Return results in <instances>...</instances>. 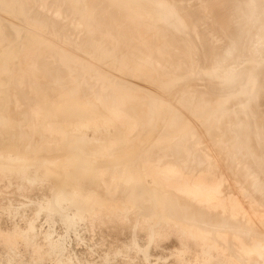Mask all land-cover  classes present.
<instances>
[{"label":"bare ground","instance_id":"bare-ground-1","mask_svg":"<svg viewBox=\"0 0 264 264\" xmlns=\"http://www.w3.org/2000/svg\"><path fill=\"white\" fill-rule=\"evenodd\" d=\"M1 1V0H0ZM3 1V0H2ZM10 1V0H9ZM20 1V0H19ZM23 0H21L20 2H18V3H21ZM25 1V0H24ZM33 1V0H32ZM32 1H30V2H32ZM51 1V0H50ZM53 1H56V0H53ZM66 1V0H65ZM69 2H66L67 4L69 3L70 5H72L73 3V5H76L75 3H80V1L81 0H78L77 2L75 1V0H68ZM72 1H74V2H72ZM88 1V2H87ZM86 2L87 3H89V6H88V10H89V8H90V11L91 12H93V14L92 15H94V18H93V20H90L89 22H88V18H84V17H87V16H89L87 13H89L88 12V10H87V12H85L86 11V9H87V6L85 5V0H84V2L83 1H81L82 3H84V5L86 6V9H83V10H85V11H83V10H81V8H80V11H83L82 12V14H84L83 15V17H82V15H81V13H80V11H79V13H80V15L81 16H79V13H78V10H76V9H79L78 7L76 8V9H74L76 6H74L73 7V5H72V9H73V11H72V9H71V12L73 13H75L76 11V14L78 13V15H77V17L79 16V17H82L83 19H87V21L85 22V21H83V19H82V21L85 23V25H88L87 24V22L89 23V25H88V27L89 26H91V27H89V28H91L90 29V32L86 29V27L87 26H85L84 24H83V26H84V28H83V30L84 29H86V33L88 34L87 36H85V38L89 41V43L91 42V43H93L94 44V46L93 47H95V44H101V45H105V46H103V49H106L105 47H106V45H108L109 47L108 48H110L109 50L113 53L112 54V56H111V52L109 53L110 55L109 56H111V57H116L117 59H118V61L121 59L120 58V55H121V57H122V55H124L123 57H122V61L120 60L119 62L120 63H123V66L125 67V64H126V67H127V65H129L130 63H131V57L130 56H132V55H128L127 56V54H129V53H127V52H132V53H134L135 51H137V52H142V53H144V55H145V57L144 58H147V59H150V60H152V58H154L153 60L154 61H156V59L157 60H162V59H165L166 60V63L165 62H163V60H162V62L161 61H159L160 63V65H161V63H163L164 65H163V67H165V64H166V66L168 67V66H170L171 67V63H172V61H173V63L175 64V65H177V69L176 70H178V68L180 69V67H185V69H187V67L189 66H191L190 65V63L192 62V60H195L196 61V59H197V57L196 56H198V58H201V61L204 59V64H205V66L207 67V66H209L207 69L209 70V68H211L212 66H216V67H219V65H223V64H225V62L227 61H225L224 62V60H225V58H226V54H229V55H232V56H234L235 58H241V60H242V57H244V58H246V57H249L250 58V56L254 53V51L256 50V49H263V48H260L259 47V45H257L256 47H255V45H253L254 43H252V41L253 40H255V41H257L258 40V42H262V40H260L261 39V37L263 38V36H264V0H223V2L225 1V3H226V6H227V4H228V7H226V8H228V9H226L227 10V12L231 15V18H229L228 17V14H227V12H226V14H227V17L229 18V19H231V20H228L229 21V24H228V26L227 27H225V25L224 26H221V27H224L223 29H221V30H219V31H222V32H224V34L223 33H221V32H218V33H220V34H223V35H221V36H223L222 37V40H224L223 42H224V44L222 45L221 43V48H220V46L218 47L219 48V51H218V53H216L215 54V51L216 50H218V49H215V46H213L214 45V43H213V50H215V51H213L214 53L212 54L211 52L209 53V52H207L208 54H205V52H202L203 50L204 51H207V50H212V49H207L206 50V48H207V46L209 45V42H208V40L206 39V37L207 36H209V35H207L208 34V30H206L205 28L203 29V25H205L206 26V24H208V22H210V21H205L204 19L205 18H207V20H209V17L210 18H212V16L214 15V12H215V9H217L218 8V6H220V3L219 4H217L218 6L217 7H215V9L213 10L214 12L213 13H211L212 11H211V9L212 8H208V7H211V6H213V5H216V4H213V2L214 1H216V0H155V2H153L154 0H152V3L149 5L147 2H134V1H132V0H87ZM138 1H140V0H138ZM141 1H144V0H141ZM217 1H219V0H217ZM227 1V2H226ZM7 2L8 1H4L3 3H4V6H6V4H7ZM11 3H12V1H10ZM14 2V1H13ZM26 2V1H25ZM30 2L28 3V4H30ZM34 2H35V0H34ZM57 2V1H56ZM55 2V3H56ZM58 2H59V0H58ZM61 2L63 3L64 2V0L62 1L61 0ZM71 2H72V4H71ZM149 2V1H148ZM220 2V1H219ZM10 3V4H11ZM18 3H16L17 5H18ZM24 3V2H23ZM23 3H21V4H23ZM38 3V2H37ZM49 3V2H48ZM47 3V4H48ZM52 3V2H51ZM62 3H60V4H62ZM65 3V4H66ZM146 3V4H145ZM221 3H222V1H221ZM225 3H224V5H222V6H225ZM9 4V3H8ZM7 4V5H8ZM10 4H9V6H10ZM14 6H13V8L14 7H16L17 5H15L14 3H12ZM12 4H11V6H12ZM41 4V3H40ZM58 4V3H57ZM64 4V3H63ZM81 4V3H80ZM77 5V6H81V5ZM139 4V5H138ZM141 4V5H140ZM213 4V5H212ZM26 5H27V2H26ZM35 5V4H34ZM39 5V4H38ZM51 4H49V6H50ZM56 5V4H55ZM70 5H68V6H70ZM83 5V6H84ZM3 6V4L1 5V2H0V9H1V7ZM2 7V8H5V7ZM10 6V7H11ZM24 6V5H23ZM42 6H45V4L44 5H42ZM63 6V5H62ZM62 6L60 7V9L62 8ZM7 7V6H6ZM19 7V6H18ZM25 7V6H24ZM28 9H27V8ZM25 8L27 9H25L24 8V10L23 11H28V10H30L29 9V6L27 5ZM30 7H32V9L34 8L32 5H30ZM39 7H41V6H39ZM64 7H66V6H64ZM62 8L63 10H68L67 9V7H66V9L65 8ZM22 7H20V9H21ZM45 8V7H44ZM46 8H48V7H46ZM50 8V7H49ZM207 8H208V10L210 11H208L207 10ZM221 8V7H220ZM6 9V8H5ZM19 9V11H21ZM32 9L29 11V12H27L26 13V11H25V13L27 14V16H26V14L25 13H19V12H17V11H15L16 10V8H14L12 11L11 10H9L8 8H7V10H9V12L10 13H12V15L14 16V14H13V11L14 12H16L17 13V15H18V13H19V15H23L24 16V14H25V16H26V18H24L23 16V18H24V22H25V20L27 19V18H29V20H31L30 18H32V17H34V19H39L38 21H42L41 23H44L45 24V27H46V29L45 30H47V27L49 28L50 27V23H51V21H52V19L54 18H52L51 20H49V18L48 17H46V18H48V20L47 21H50V22H48V24H47V21H43V19H44V14L43 13H41L39 10V12L41 13V15H43V19H42V16H40V18H41V20H40V18H37V17H39V15L37 14V13H39L38 11H36V13H34V11H33V13H32ZM42 9V8H41ZM53 9V8H52ZM206 9V10H205ZM17 10H18V8H17ZM44 10V9H43ZM57 10V9H56ZM62 10V11H63ZM70 10V9H69ZM74 10H76V11H74ZM205 10V12H207V14L205 13H203V11ZM219 10V9H218ZM218 10H216V12H217V14L219 13V11ZM222 10V9H221ZM223 10H225V9H223ZM225 10V11H226ZM1 11H6V10H1ZM42 11V10H41ZM45 11V10H44ZM48 11V10H47ZM51 11V10H50ZM49 11V12H50ZM66 11H64V12H66ZM6 12H8V11H6ZM8 12V13H9ZM46 12V11H45ZM202 12V13H201ZM209 12V13H208ZM216 12H215V16H214V19H217V17H216ZM221 12H223V11H221ZM15 13V14H16ZM28 13H32L33 15H38V16H33L32 15V17H31V14L30 15H28ZM39 13V14H40ZM60 13V12H59ZM69 13V12H68ZM87 14V16H86V14ZM210 13H211V15L212 16H209V17H205V16H207V15H210ZM51 14V13H50ZM63 14V13H62ZM70 14V13H69ZM68 14V15H69ZM219 14H221V13H219ZM224 14V13H223ZM225 14V15H226ZM7 15V14H6ZM11 15V14H10ZM17 15H15V17L17 16ZM56 15V14H55ZM63 15H67V14H63ZM72 15V14H71ZM92 15L89 17V19L92 17ZM204 15V17H202ZM222 15V14H221ZM2 16V15H1ZM8 16V15H7ZM20 16V17H21ZM28 16H30V17H28ZM48 16H49V14H48ZM165 16H167V17H165ZM218 16V15H217ZM220 16V15H219ZM12 17V16H11ZM14 17V18H15ZM18 18H19V16H17ZM21 17V18H22ZM60 17H61V15H60ZM69 17V16H68ZM74 17V16H73ZM164 17L166 18L165 20H164ZM216 17V18H215ZM222 17H224V16H222ZM3 18H4V16H3ZM18 18H17V20H18ZM46 18H45V20H46ZM70 18V17H69ZM75 18V17H74ZM203 18V20L202 21H204V22H206V24H201V19ZM11 19H13V18H11ZM34 19L32 18V22L34 21ZM56 19V18H55ZM54 19V20H55ZM57 19H58V17H57ZM56 19V20H57ZM62 19V18H61ZM64 19V18H63ZM72 19V18H71ZM79 19V18H78ZM213 19V18H212ZM213 19V21H215ZM221 19V20H220ZM20 20V19H19ZM28 20V19H27ZM26 20V21H27ZM52 21V24H54L53 22H55L56 23V21ZM67 20V19H66ZM70 20V19H69ZM218 20V19H217ZM219 20H220V22L222 21V20H224V18H221V16H220V18H219ZM226 20V18H225V22H228ZM2 21V19H0V24L1 23H3V21ZM8 21V20H7ZM13 21H15V20H13ZM74 21H75V19H74ZM213 21L211 22V24L213 23ZM23 22V21H22ZM29 22H31V21H29ZM31 22V23H32ZM46 22V23H45ZM217 22V21H216ZM216 22H215V25H216ZM220 22H219V24H220ZM4 23H8V22H4ZM12 23V22H11ZM11 23H9L6 27H4L5 29H2L3 27V25L1 26L2 28V30H5L6 31V29H7V33L5 32V34H7L8 35V37H7V39L10 37V38H16V39H19L21 36H22V34L24 33L23 32V29H21L20 30V28H19V26L18 27H16V26H13V23L11 24ZM28 23V22H27ZM35 23H36V20H35ZM35 23L33 24V25H35ZM39 23V22H38ZM38 23H36V24H38ZM61 22H59V24H58V22H57V25L60 27V28H62L60 25ZM65 23V22H64ZM24 24V23H23ZM43 24V25H44ZM51 24V25H52ZM78 24V23H77ZM80 24H82V23H80ZM210 24V23H209ZM208 24V26H210ZM214 24V23H213ZM222 24H224V22L222 23ZM15 25V24H14ZM68 25V24H67ZM70 25V24H69ZM76 25V24H75ZM79 25V24H78ZM27 26H29V24L27 25ZM31 26V25H30ZM53 27L55 26V28H56V31L55 32H57V30L59 31L60 29H58V27L56 26V24L55 25H52ZM51 26V27H52ZM73 26V25H72ZM71 26V27H72ZM80 26V25H79ZM185 26H188V28L190 27V30L188 29V30H185ZM212 26V25H211ZM217 26H218V24H217ZM22 27V26H21ZM26 27V26H25ZM38 27H44V26H40V23H39V26ZM80 27H82V26H80ZM216 27V26H215ZM214 26L212 27L213 28V30H214V28H215ZM219 27H220V25L218 26V29H219ZM252 27V29H253V31H254V35L256 36H254L253 38H252V36L249 38L248 37V39H247V32L250 30V28ZM32 28H34L33 26H32ZM37 28V27H36ZM64 28V27H63ZM67 28V27H66ZM77 29H78V27H76ZM210 28V27H209ZM208 28V29H209ZM217 28V27H216ZM35 29V28H34ZM39 29V28H38ZM218 29L216 30V31H218ZM30 30V29H29ZM28 30V31H29ZM48 30H50V29H48ZM47 30V31H48ZM52 30V29H51ZM83 30H81V32L83 31ZM210 30H211V28H210ZM212 30V31H213ZM25 31H27V30H25ZM38 31V30H37ZM40 31V30H39ZM38 31V32H39ZM44 31V30H43ZM74 31V30H73ZM85 31V30H84ZM204 31H208V32H204ZM1 32V31H0ZM45 32V31H44ZM43 32V33H44ZM50 32V31H49ZM52 32V31H51ZM67 32H68V30H67ZM66 32V33H67ZM69 32H71L70 30H69ZM78 32V31H77ZM89 32V33H88ZM211 32V31H210ZM213 32H215V31H213ZM27 33V32H26ZM31 32H29V35H31L30 34ZM41 33V32H40ZM48 33V32H47ZM74 33H76V32H74ZM85 33V32H84ZM206 33V34H205ZM217 33V32H216ZM53 34V33H52ZM57 34V33H56ZM63 34V33H62ZM70 34V33H69ZM73 34V33H72ZM71 34V35H72ZM83 34V33H82ZM81 34V35H82ZM209 34H211V33H209ZM252 34V33H251ZM260 34H263V35H260ZM0 35H1V33H0ZM4 35V34H3ZM7 35H5V36H7ZM54 35V34H53ZM64 36H66L65 34H63ZM73 35H75V34H73ZM79 35V34H78ZM205 35H207L206 37H205ZM212 35V34H211ZM213 35H214V33H213ZM216 35V34H215ZM24 37H27V36H25V35H23ZM22 36V38L24 39V37ZM32 36H34V35H32ZM37 36H39V35H37ZM50 36V35H49ZM48 36V37H49ZM217 36H219L220 37V35L219 34H217ZM248 36H250V34L248 35ZM260 36V37H259ZM1 37H3V36H1ZM71 37H73V36H71ZM211 37V36H210ZM214 37V36H213ZM22 38L20 39V40H22ZM28 38H30L29 36L25 39V40H23V41H21V43L22 42H24V41H26L27 42V39ZM32 38H35V37H32ZM39 38V37H38ZM55 38V37H54ZM68 38V37H67ZM67 38H66V41H67ZM207 38H209V37H207ZM212 38V37H211ZM218 38V37H217ZM216 37H215V39H217ZM224 38V39H223ZM37 39V38H36ZM56 39V38H55ZM55 39H53V40H55ZM57 39H59V37L57 38ZM56 39V40H57ZM79 39V38H78ZM82 39V38H81ZM84 39V38H83ZM86 39H85V41H86ZM215 39H213L212 40V42H214V40ZM219 39V38H218ZM264 39V38H263ZM28 40H30V39H28ZM42 40V39H41ZM40 40V41H41ZM44 40V39H43ZM42 40V41H43ZM69 40H71V39H69ZM15 41H17V40H15ZM15 41H13V42H15ZM32 41H33V39L32 40H30L29 42H31L32 43ZM46 41V40H45ZM45 41H44V43H45ZM61 41V40H60ZM65 40H63V42H64ZM74 41H75V39H74ZM84 41V40H83ZM84 41V42H85ZM209 41L211 42V40L209 39ZM11 42V41H10ZM9 42V43H10ZM36 42V41H35ZM52 42V41H51ZM57 42V41H56ZM59 42V41H58ZM62 42V41H61ZM63 42H62V44H63ZM69 42H71V41H69ZM72 42H73V40H72ZM87 42V41H86ZM211 42V43H212ZM19 43V42H18ZM17 43V44H18ZM21 43H19V44H21ZM25 43V42H24ZM24 43H22V44H24ZM43 43V45H45L46 46V44H44ZM49 43V42H48ZM47 43V44H48ZM65 43V42H64ZM78 43V42H77ZM90 43V44H91ZM3 44V43H2ZM5 44V43H4ZM16 44V43H15ZM17 44L15 45V47L17 48L18 46H17ZM29 44V43H28ZM39 44V43H38ZM55 44H57V43H55ZM54 44V45H55ZM68 44V43H67ZM67 44H66V46H67ZM88 44V43H87ZM86 44V45H87ZM217 45L216 46H218L219 45V42L218 43H216ZM256 44H257V42H256ZM261 44V43H260ZM31 45V44H30ZM35 45V44H34ZM49 45H51V44H49ZM61 45V44H60ZM72 45V44H71ZM85 45V46H86ZM101 45H100V48H102L101 47ZM202 46V47H199V46ZM2 46V45H1ZM0 46V47H1ZM9 46H10V44H9ZM11 46H12V44H11ZM33 46V45H32ZM36 46V45H35ZM44 46V47H45ZM48 46V45H47ZM65 46V47H66ZM69 46V45H68ZM78 46V45H77ZM83 46H84V44H83ZM197 47L198 49V51H200L202 48H204L202 51H200L201 53H204V54H202V55H198V53L200 54V52H197V55H195V59L193 58V54H191L192 52H193V50L195 49V48H193V47ZM211 46V47H212ZM261 46V45H260ZM21 47V46H20ZM51 47H53V45L51 46ZM55 47V46H54ZM53 47V48H54ZM57 47V46H56ZM60 47V46H59ZM63 47V46H62ZM70 47V46H69ZM72 47V46H71ZM70 47V48H71ZM79 47V46H78ZM89 47V46H88ZM91 47V46H90ZM93 47L91 48V49H93ZM96 47H97V45H96ZM193 48V50H192V52L188 55V53L189 52H187L186 53V51H189V48ZM208 47H210V45L208 46ZM7 48H9V47H7ZM16 48H14L13 47V50H12V52L13 51H15L16 50ZM48 48V47H47ZM73 48H75V47H73ZM72 48V49H73ZM86 48V47H85ZM99 48V49H100ZM108 48H107V50H108ZM6 49V48H5ZM11 49H12V47H11ZM44 49V48H43ZM55 49V48H54ZM53 49V50H54ZM56 49H58V48H56ZM79 50V52H80V49L81 48H78ZM91 49H89V50H91ZM127 49H129L128 51H126V53L127 54H125V52H124V50H127ZM9 50V49H8ZM49 50V49H48ZM61 50V49H60ZM59 50V51H60ZM63 50H65L64 48H63ZM75 50H76V48H75ZM85 50H87L88 51V49L86 48ZM97 50H98V47H97ZM97 50H95V48H94V50H93V55L97 52ZM106 50V52H108ZM191 50V49H190ZM3 51V50H2ZM50 51V50H49ZM58 51V50H57ZM72 51V50H71ZM77 51V50H76ZM83 51V50H82ZM99 51V50H98ZM8 52H10V51H8ZM28 52V51H27ZM34 52V51H33ZM32 52V53H33ZM36 52V51H35ZM41 51H39V53H40ZM45 52V51H44ZM48 52V51H47ZM105 52V50H104V52L103 53H106ZM194 52L196 53V51L194 50ZM18 53V52H17ZM20 53V52H19ZM19 53H18V55H19ZM56 53V52H55ZM54 53V54H55ZM63 53H64V51H63ZM63 53H59L60 54V58H61V56H62V54ZM66 53H68V57L70 58V53H69V51H67ZM77 53V52H76ZM81 53V52H80ZM91 53V52H90ZM99 53H101L100 54V56L102 55V51H100ZM257 53V52H256ZM259 54H260V52H258ZM0 54H1V52H0ZM37 54H38V51H37ZM49 54V53H48ZM47 54V55H48ZM51 54V53H50ZM57 55H58V52L56 53ZM65 54V53H64ZM64 54H63V56H64ZM85 54V53H84ZM86 54H87V52H86ZM135 54H137V53H134L133 55L135 56ZM9 55V54H8ZM39 55V54H38ZM66 55V57H67V54H65ZM70 55V56H69ZM90 55V54H89ZM95 55H98V53H96ZM94 55V56H95ZM104 55H107V54H104ZM104 55H102V57L104 56ZM143 55V54H142ZM141 55V56H142ZM187 55V56H186ZM10 56H12V54L10 55ZM23 56V55H22ZM27 56H28V54H27ZM32 56V55H31ZM51 56V55H50ZM49 56V57H50ZM53 56V55H52ZM75 56V55H74ZM73 56V57H74ZM78 56V55H77ZM126 56H127V58H126ZM133 56V57H134ZM139 56V55H138ZM199 56H202V57H199ZM232 56H231V58H232ZM254 56V54L252 55V57ZM261 56V55H260ZM1 57V56H0ZM14 57H16V56H14ZM66 57H63V60H64V62L67 60V61H69L70 59L68 58V59H64V58H66ZM81 57V56H80ZM101 57V58H102ZM105 58L107 57V56H104ZM103 57V58H104ZM110 57V58H111ZM140 57V56H139ZM234 57H233V60H234ZM251 57V58H252ZM256 57V56H255ZM258 58H259V56H257ZM263 57L264 56H262V59H263ZM3 58V57H2ZM13 58V57H12ZM11 58V59H12ZM24 58H25V56H24ZM23 58V59H24ZM27 58V57H26ZM25 58V59H26ZM30 58V57H29ZM74 58H76V57H74ZM73 58V59H74ZM83 58V57H82ZM87 58V57H86ZM93 58V57H92ZM100 58V57H99ZM102 58V59H103ZM104 58V59H105ZM137 58V57H136ZM159 58V59H158ZM229 58H230V56H229ZM243 58V59H244ZM248 58V59H249ZM4 59V58H3ZM34 59V58H33ZM41 60H42V57L40 58ZM46 59V58H45ZM54 59V58H53ZM76 59H81V58H76ZM103 59V60H104ZM109 59V58H108ZM107 59V60H108ZM116 59V60H117ZM133 60L135 59V58H132ZM140 59V58H139ZM142 59V58H141ZM147 59H146V61H144L143 63V65H145V63L147 62V63H149L148 61H147ZM247 59V58H246ZM246 59H245V62H246ZM252 59H254V58H252ZM256 59V58H255ZM260 59V58H259ZM5 60V59H4ZM43 60H44V58H43ZM111 60H113V59H111ZM110 59L108 60V62L110 61V62H112ZM116 60H114L115 62H118V61H116ZM136 60V59H135ZM167 60H169V61H171L170 63L167 61ZM231 59H229V61H230ZM14 61V60H13ZM12 61V62H13ZM28 61V60H27ZM31 61H32V59H31ZM38 61V60H37ZM45 61H47V60H45ZM50 61V60H49ZM72 61V60H71ZM71 61H70V63H71ZM75 61V60H74ZM84 61H87V60H84ZM106 61V60H105ZM104 61V62H105ZM113 61V62H114ZM138 61H140V60H138ZM137 60H136V62H138ZM199 61V60H198ZM228 61V62H229ZM250 61V59L248 60V62ZM252 61V62H251ZM250 61V63H249V65H248V67L246 68V71L245 72H243L245 75L244 76H246V77H243V75L241 76V74L240 73H242V72H238V70L241 68H239L238 70H237V72L239 73H237V72H234V74H238V75H240V77H242V79L239 77V79H241V81L243 82V78H245V79H247L248 80V83L246 84V87L243 89V91H244V93H243V96H246V95H248V98H249V100L247 101L246 99L247 98H244L245 100L244 101H247V102H244V104H242L241 106H242V108H243V106L245 107V104L247 105V103L248 104H250L249 106L251 107H247V109L248 108H250V109H253L252 111H254V112H257L258 113V111H260L259 109L261 108V104L259 105L260 106V108L259 109H257L258 107H257V105L259 104L258 102L259 101H261V99L259 100V101H257V104H256V100H257V98H259L261 95H263L264 94V59L263 60H258L257 59V61H254V60H251ZM2 62V61H1ZM0 62V63H1ZM11 62V61H10ZM18 62V61H17ZM51 62V61H50ZM80 62V61H79ZM78 62V63H79ZM92 62V61H91ZM94 62V61H93ZM142 62V61H141ZM140 62V63H141ZM150 62H152V61H150ZM224 62V63H223ZM227 62V63H228ZM236 62V61H235ZM234 62V63H235ZM5 63V62H4ZM9 63V62H8ZM22 63V62H21ZM20 63V64H21ZM41 63V62H40ZM49 63V62H48ZM67 63V67H64L63 68V64L61 65L62 66V68H61V66H59V65H57V66H59V69L57 68V67H55V65H54V67L52 66V68H53V72H54V69H56L57 68V71L59 72L60 70H63V71H61V72H59L60 74H62V73H64V75L62 74L61 76L63 77L64 76V78L68 75L69 76V73L70 72H74L73 70H69L70 72H68L67 70L68 69H70V68H68V67H70V66H68V62H66ZM66 63H64V64H66ZM70 63H69V65H70ZM76 63H77V60H76ZM81 63V62H80ZM84 64H85V62H83ZM87 63V62H86ZM89 63V65H90V62H88ZM96 63H97V61H96ZM100 63V62H99ZM106 63V62H105ZM125 63V64H124ZM139 63V64H140ZM147 63H146V66H147ZM168 63L170 64V65H168ZM223 63V64H222ZM232 63V62H231ZM6 64H7V60H6ZM5 64V65H6ZM13 64V63H12ZM11 64V65H12ZM31 64V63H30ZM33 64V63H32ZM51 64V63H50ZM83 64V65H84ZM98 64V63H97ZM108 64V63H107ZM112 64H114V63H112ZM111 64V65H112ZM118 64V63H117ZM116 64V65H117ZM132 64H133V62H132ZM130 65L131 67H130V69L129 70H131V68H132V66L134 65ZM137 64V63H136ZM150 64V63H149ZM148 64V65H149ZM151 64H155V63H151ZM150 64V65H151ZM158 64V65H159ZM174 64H173V66H174ZM240 64V63H239ZM247 64V63H246ZM2 65V64H1ZM8 65V64H7ZM15 65H16V63H15ZM25 65V64H24ZM34 65V64H33ZM33 65H32V67L31 68H33ZM35 65H36V63H35ZM38 65H39V63H38ZM86 65V64H85ZM91 65H93V64H91ZM104 65V64H103ZM106 65V64H105ZM104 65V66H105ZM119 65V64H118ZM157 65V64H156ZM232 65V64H231ZM244 65V64H243ZM10 66V65H9ZM31 66V65H30ZM37 66V65H36ZM36 66H35V68H36ZM45 66V65H44ZM73 66H74V63H73ZM76 66H78L77 64H76ZM94 66H96V65H94ZM93 66V67H94ZM99 66H101V65H99ZM122 66V64H120V66L119 67H121ZM154 65H151V67H153ZM172 66V67H173ZM193 66H194V64H193ZM202 66V65H201ZM237 66V65H236ZM15 67V66H14ZM22 67V66H21ZM40 67V66H39ZM42 67V66H41ZM48 67V66H47ZM87 67H88V65H87ZM97 67V66H96ZM102 67V66H101ZM106 67V66H105ZM105 67H104V69H105ZM129 67V66H128ZM134 67H136V65L134 66ZM139 67H140V65H139ZM138 67V68H139ZM148 67H150V66H148ZM148 67H146V68H148ZM163 67L162 66H160V68H162V70H163ZM188 67V68H189ZM198 67H199V65H198ZM198 67H190V68H193L195 71H197L196 69L198 68ZM205 67V68H206ZM215 67V68H216ZM222 67H224V66H222ZM227 67V66H226ZM3 68V67H2ZM13 68V67H12ZM16 68H17V66H16ZM30 67L28 68V69H30V72L32 71V69H31ZM45 69H46V67H44ZM65 68H68V69H66L65 70ZM72 68V67H71ZM78 68H80V67H78ZM89 68V67H88ZM99 69H100V67H98ZM122 68V67H121ZM121 68H120V70H121ZM141 68V67H140ZM143 68H144V66H143ZM155 68H157V67H155L154 66V68H151V70L152 69H155ZM160 68H157V69H160ZM201 68V67H200ZM204 68V69H205ZM215 68H213V69H215ZM232 68V67H231ZM243 68V67H242ZM50 69V68H49ZM87 69V68H86ZM89 69H91V68H89ZM89 69H87V70H89ZM109 69L110 70H112V68H110L109 67ZM124 69H126V68H124ZM128 69V68H127ZM133 69V68H132ZM135 69V68H134ZM149 69V68H148ZM156 69V70H157ZM165 69H166V67H165ZM165 69H164V72H165ZM171 69V68H170ZM170 69H168V70H170ZM174 69V68H173ZM173 69H171L172 71H174ZM182 69V68H181ZM192 69V70H193ZM199 69V68H198ZM212 68L210 69V70H213ZM221 69V68H220ZM236 69V68H235ZM0 70L2 71V69L0 68ZM10 70V69H9ZM8 70V71H9ZM17 70V69H16ZM25 70V69H24ZM23 70V71H24ZM47 70V69H46ZM46 70H45V72H46ZM84 70H85V68H84ZM93 70V69H92ZM92 70H89V72H91ZM95 70V69H94ZM102 70V69H101ZM115 70V69H114ZM119 70V69H118ZM119 70V71H120ZM141 70H143V69H141ZM150 70V71H151ZM155 70V71H156ZM161 70V69H160ZM170 70V72H172ZM183 70V69H182ZM189 70V69H188ZM191 70V69H190ZM192 70H191V72H192ZM193 70V71H194ZM201 70V71H200ZM219 70V69H218ZM217 70V71H218ZM234 70V69H233ZM243 70V69H242ZM34 71V70H33ZM40 71V70H39ZM38 71V72H39ZM56 71V70H55ZM76 71V70H75ZM106 71V70H105ZM122 72H123V70H121ZM127 71V70H126ZM125 71V72H126ZM132 71V70H131ZM147 71V70H146ZM157 71H159V70H157ZM157 71H156V73H155V75L157 74V77H155V78H157L156 79V81L158 80L159 81V79H160V73L158 74L157 73ZM167 71V70H166ZM179 71V70H178ZM194 71V72H195ZM198 71H200L198 74L200 75V73L201 72H204V71H202V68L201 69H199ZM197 71V72H198ZM207 71V70H206ZM216 71V72H217ZM221 71V70H220ZM225 70L223 69V72H224ZM7 72V71H6ZM17 72V71H16ZM26 72V71H25ZM28 72H29V70H28ZM83 72V71H82ZM81 72V73H82ZM86 72V71H85ZM88 72V71H87ZM97 72V71H96ZM101 72V71H100ZM138 72H140L138 75L140 76V77H142V80L145 78H147V80L149 79V75H148V73L147 72H145V71H143L142 73H141V71L139 70V69H137V72L135 73V74H137ZM149 72V71H148ZM161 72V71H160ZM169 72V73H170ZM181 72H183L184 73V71H181ZM180 72V73H181ZM186 72V71H185ZM196 72V73H197ZM207 72H209V71H207ZM211 72H213V74H214V71H211ZM211 72H209V73H211ZM12 73V72H11ZM18 73V72H17ZM22 73V72H21ZM20 73V74H21ZM51 73V75H52V72H50ZM50 73H47V74H50ZM57 73V72H56ZM59 73H57V76L55 77H53V76H50V77H52V78H57L58 79V74ZM68 73V74H67ZM75 73V72H74ZM76 73H79V71L77 70L76 71ZM99 73V72H98ZM110 73V72H109ZM121 73V72H120ZM120 73H118V74H120ZM127 73V72H126ZM151 73H153L152 71L150 72V75H151ZM162 73V72H161ZM189 73H190V71H189ZM205 73V72H204ZM204 73H201L202 75L204 74ZM221 73V72H220ZM219 72L218 73H216L217 74V77L219 78V79H222V78H220V76L221 77H223L221 74H220ZM225 73V72H224ZM227 73V72H226ZM2 74V73H1ZM4 74V73H3ZM3 74H2V77H3ZM6 74V73H5ZM5 74H4V76H5ZM8 74V73H7ZM14 74V73H13ZM43 74H44V72H43ZM46 74V73H45ZM54 74V73H53ZM71 74V73H70ZM80 74V73H79ZM91 74V73H90ZM103 74V73H102ZM114 74V73H113ZM116 74V73H115ZM129 74V73H128ZM131 74H132V72H131ZM154 74V73H153ZM165 74V73H164ZM167 74V73H166ZM171 74H173V72L171 73ZM170 74V75H171ZM176 74H177V71H176ZM178 74H179V72H178ZM178 74H177V76H175V77H178ZM182 74V73H181ZM188 74V73H187ZM192 74V73H191ZM197 74V76H199ZM207 74V73H206ZM205 74V77H207V78H209L208 77V75H206ZM218 74H220L219 76H218ZM231 74H233V73H231ZM230 73H229V75H231ZM236 74V75H237ZM11 75V74H10ZM30 75V74H29ZM71 75H74V74H71ZM77 75V74H76ZM75 75V76H76ZM108 75V74H107ZM106 75V76H107ZM109 75H111V73L109 74ZM108 75V77H107V79H112L113 81L115 80V78L118 76H114V77H112V78H110L111 76H113V75H111V76H109ZM133 75V74H132ZM167 75H169V74H167ZM180 75V74H179ZM182 75H186V74H182ZM194 75V74H193ZM196 75V74H195ZM202 75H201V77H202ZM236 75H233V77L234 76H236ZM238 75H237V77H238ZM32 76V75H31ZM36 76H38V75H36ZM47 76V75H46ZM61 76H60V78H61ZM67 76V77H68ZM81 76V75H80ZM84 76V75H83ZM88 76H89V74H88ZM92 76H94V75H92ZM96 76V75H95ZM99 76V75H98ZM127 76V75H126ZM162 76H163V74H162ZM166 76V75H165ZM171 76H173V75H171ZM188 76V75H187ZM210 76V75H209ZM211 76H212V73H211ZM214 77H215V75H213ZM232 76V75H231ZM231 76H229L228 78L230 79V77ZM1 76H0V78H2ZM10 77V76H9ZM41 77V76H40ZM66 77V78H67ZM74 77V76H73ZM77 77H78V80H79V76L77 75ZM76 77V78H77ZM85 77H87V76H85ZM102 77V76H101ZM101 77H99V78H101ZM105 77V76H104ZM133 77V76H132ZM152 77V76H151ZM151 77H150V79H151ZM225 77V76H224ZM236 77V78H237ZM4 78V77H3ZM20 78V77H19ZM19 78H17L15 81H18V79ZM22 78V77H21ZM32 78V77H31ZM36 78V77H35ZM38 78V77H37ZM44 78V77H43ZM65 78V80H68V79H66ZM70 78H72L71 76H70ZM70 78H69V80H70ZM94 78V77H93ZM114 78V79H113ZM118 78V77H117ZM116 78V79H117ZM125 78V77H124ZM123 78V79H124ZM134 78V77H133ZM168 78H173V77H169L168 76ZM167 78V79H168ZM182 78V77H181ZM197 78V77H196ZM203 78V77H202ZM201 78V79H202ZM235 78V79H236ZM11 79H12V77H11ZM23 79V78H22ZM73 79V78H72ZM71 79V80H72ZM83 79V78H82ZM81 79V80H82ZM88 79V78H87ZM89 79H90V77H89ZM106 79V78H105ZM141 79V78H140ZM162 80H163V78H161ZM165 79V78H164ZM184 80H185V78H183ZM214 80H217L216 78H213ZM224 79H227V77L226 78H224ZM224 79H222L221 81H220V86L217 88V89H213V88H211L210 86L211 85H209V88L206 90V91H209V94H211V92L210 91H212V90H215V92L214 91H212V93L214 94V95H211L210 97H208V96H206L202 91L204 90L203 88V90H201L200 89V95H199V92H196V93H198V95L197 96H195V94H194V92L195 91H197L196 89L193 91V92H191L190 90L192 89V87H191V89H188L187 91H189L190 93H188V95H186L184 98L182 97V101L180 102V100L179 99H181V98H179V97H181L180 96V94H182V93H180L179 94V96L174 92V90H173V92L175 93V95H177V98H178V100H179V107H180V111H178L177 109L179 108L178 106L177 107H174L176 104H174V103H176L175 101H173L174 103H173V105L170 103V105L169 104H167V102L165 101V100H162V99H160L159 98V96L158 97H156L155 95L153 96V97H156L155 99H153V100H151L153 97L151 96H149L151 99L150 100H148V98H147V96H146V99H144V98H141V96H139V98H135L136 96H132V97H130L129 98V101H128V104H126V107L127 106H130V108H129V110H124L125 112H127V111H130V113L132 114V116L131 117H125L124 116V114H123V111H120L119 109H121L120 108V106H119V109L117 108V102H116V99L118 98V102L120 101L119 100V98L122 96L123 98L124 97H128V96H131L132 95V92H134V90H131L130 88L132 87H134V86H132V85H134V84H132L131 86H130V84H129V82L128 83H126V79H125V82H122L120 85H121V89H120V87H119V84L116 82V84H118V87H119V89H118V91L120 92V97H117L116 99H115V97H116V92H115V94L116 95H114V93H113V96H111V95H109L108 97L110 98V96L112 97V98H110V99H113V97H114V101H115V103L113 102V103H110V102H108V104H110V105H107V108L106 109H103V110H98V107L96 108V109H94L95 107H94V105L95 104H93V106H91V107H94V108H89V109H87V108H85V106L83 105V104H81V103H79L80 101H81V99H79L80 101H77V100H75V99H77V98H73L74 97V95H71V96H73V97H71L70 95H67L68 96V98L67 97H65V98H67V99H65V98H63L64 100H62L61 98H59L58 99V101H60V99H61V102L59 103L57 100H55V103H56V101L58 102V105L56 106V107H52V109L50 110H46L45 108V110L46 111H44V113H41L39 110H34L33 112H32V114H33V116L37 119L38 117L40 118V116L41 115H56V114H62V121H61V118H60V121L59 122H52V124H49V126H47V125H45V123H44V126H42V125H40L39 123H35V126H32V123L30 124V125H27L26 127H28V128H30L31 130H33V131H37V130H39V128H43V127H46L47 126V129H49V131H51L52 133H56L55 135H60V138H62L63 140H62V146L59 148V150L61 151V153L62 154H66L67 155V157H63L60 153H59V155H61L62 156V160H60V159H58V160H56V159H53V160H56V165H58V167L59 166H62L63 165V167H65V166H69L70 168L69 169H67V171L65 172V178L63 179V181L61 182V184L62 185H59V187L56 185V187H58V188H56L55 186V188H51V186L53 185H50V188H48L49 189V192L47 193V194H44V195H42V197H38V198H36V200H34V204H35V208H34V210H35V212H34V214L35 215H37V214H39V212L40 211H42L43 213H44V220L45 221H47L48 223L50 222L51 223V221H53L54 220V215L52 214V211L54 210V211H56V215H58V216H56L57 217V220L56 221H60V223H61V226L63 225V228H65L64 230H71V229H75L76 228V226H78V225H80V222H82V223H87V222H90V221H95V219L96 220H98L97 218H99L98 217V215L96 214V213H98L99 212V209L97 210L96 209V211L97 212H95L94 211V205H92V204H94V202L92 203V204H89L88 203V201H89V199L91 198V197H95V194L97 193V191L96 190H94L92 187H90V188H92L91 189V191L90 190H88V191H86V192H82L81 191V184H82V182H79V180L81 179L80 178V176H84V174L85 173H87V172H91V171H94V174L92 175V178L88 181L89 182V184L90 185H93V182H95V179L96 178H100L101 177V175L103 174H107V176H110L109 178L112 180H114L115 179V184L116 185H118V184H120V185H122L121 183L123 182L124 183V185H125V187H127L126 189H127V191H125V193L126 194H123L124 196L123 197H121L120 199H119V201H120V206H119V204L118 205H115V204H113L112 203V205H114L112 208H108L109 210H107L106 208V213H105V215H104V213H103V215H104V217L102 216V214H100L103 218H100V220L101 219H103L104 220V218H105V216H106V218L108 217V216H117L118 218H120L119 220H121V218L123 219V221H130V220H132L131 219V217L130 216H128L127 214H128V210H129V207L130 208H137L136 207V204H137V200H138V198L141 196V195H143L144 193L146 194H150L151 195V197H150V199L149 200H151L152 198H153V202L155 203H153L152 202V200L150 201V203H151V206L153 205L154 206V208H153V206H152V211H150L147 215L145 214V213H147V212H144V214L146 215V216H144L145 218H139V219H144V220H142V221H145L144 223L145 224H147L146 226H145V224H143L142 222H140V224L141 225H143V227H141L140 228V230H142V228H144L145 227V230H144V232L146 231V233H145V237L144 238H146V240H145V244H143V245H138V242H137V239H136V237H135V232H130L131 233V235H129V236H133V238H131V239H129V240H127V241H129L128 242V244H125L126 242H124L123 244H125L126 245V248H131V249H135L136 251H137V254H138V252L139 253H141L144 257L143 258H145V256H146V254H147V250H148V248H147V245H148V243L150 242L151 243V241H152V239H153V242H160V240H158V241H155V239H159L160 237H162L163 236V233L162 234H160L159 235V233H161V232H164L166 229H167V227L165 226V224H169V225H171V223H173V225H171V227L172 228H174L175 227V231H176V233L175 234H177L178 232H177V230L180 232V234L181 235H179V233L177 234V235H175L176 237H177V240H178V242H180L181 243V247H180V250H181V253H182V250H184V249H186V251H189V253H187V258H184L183 256V258L182 259H180L181 258V256H180V258H178V261H176L177 262V264H201V262L200 261H202V260H200V259H203L204 257H207L208 256V258L211 256L212 257V260L208 263V264H264V252L261 254V252L263 251V247H264V239L262 240V238L264 237H262V238H260V236H262V234L260 235L259 234V237H252V239H250V241H251V244L249 245V246H247V248H245L246 246H244V248H242L241 249V251H243V252H245L244 254L246 255V259L245 258H243L242 256H241V258L242 259H244V261H243V263H241V262H239L238 260V257L237 256H234L233 254H231V253H227V255H229L230 254V256H227V255H225L224 253H223V251H221V248L219 247V245L218 244H220V243H222L223 241L221 240V242L220 243H216V238H215V240H210V238H209V234H208V232H211L212 231V233L211 234H213V237H211V238H214V233H213V231H217V230H219V228L218 229H215L214 228V226L213 225H211L213 222L212 221H210V222H212V223H210V224H207L206 222H207V219H205V217H208V215H201L204 219H205V221L203 220V222H205V224L206 225H211L212 227H213V229H211V226H209V228H208V226L206 227V225H204V223L203 222H199V218L201 217L200 215H198L199 217H198V221L196 220L197 219V213L198 212H200L201 211V209L200 208H202V210L203 209H205L204 211H208L209 212V210H211V211H214L216 208H217V210H218V208H224V205L226 204V202L225 201H227L228 203L227 204H230V207H231V209L232 208H234V209H237L238 210V208L240 207L239 205V202H238V198H236L235 196L238 194V193H234V194H236L235 196H234V194L232 193V191L229 189V191H231V194L233 195H227V196H225L224 197V195H223V197H221V195H220V192H221V190L219 189V183H220V178H206V177H208L207 175H206V173H208V172H204L205 171V169H206V167L207 166H209L210 165V163H212L210 160H208L207 158H206V161H207V163L209 162V164H207V165H205L206 163H205V159L203 160V159H201V157L199 158L198 157V154H196L197 152H195V154L197 155H193L192 156V154H191V156L188 158V160L191 158V161L190 162H192V164H190V169L189 170H191L192 169V171L193 172H195V169L194 168H192L191 167V165H197L198 167H200L199 169L200 170H196V173L193 175V173L192 174H190V172H187V171H185V168H184V171L181 169V167H179L180 168V170H179V168H177V166L175 165V167L176 168H174L173 167V165L171 166V165H169V164H165V162L162 164L159 160L160 159H162V157H164L165 156V154H166V151H167V149L168 148H170L171 149V147H169L171 144H173V142H175V141H180V139L181 140H183V138L182 137H185V135L184 134H186V132H187V134H186V136H189L188 135V131H186L185 129H183L184 127V125H185V122L186 121H184L183 119H185L184 118V116H183V114H182V112H184L186 109L188 110V111H190L191 112V114L192 115H194V116H200V117H204V122L203 121H201L203 124L206 122L205 121V116H207L208 114L207 113H210V109H211V104H212V100L215 98V105L216 106H218L219 105V102L218 101H220L222 98H218V95L220 94L219 93V90L220 89H224V90H220V92H222V93H226V92H229V91H227L226 89H228L229 90V87L231 88L232 86L231 85H235V83L236 82H239V79H238V81L236 80V81H233V80H228V81H233V82H235V83H233L232 82V84H231V82H228V81H226V80H224ZM232 79V78H231ZM234 79V78H233ZM234 79V80H235ZM9 80V79H8ZM26 80V79H25ZM34 80V79H33ZM43 80V79H42ZM54 80V79H53ZM62 80H64V79H62ZM93 80V79H92ZM111 80V81H112ZM120 80V82H121V80H122V78H118V81ZM172 80V79H171ZM175 80L177 81V79L175 78L173 81L175 82ZM184 80L182 81V83H181V86L183 87V82H184ZM203 80V79H202ZM205 80H207V79H205ZM13 81V80H12ZM11 81V82H12ZM21 81V80H20ZM20 81H19V83H20ZM24 81V80H23ZM55 81V80H54ZM53 81V82H54ZM57 81V80H56ZM73 81H75V82H73ZM88 81H90V80H87V82ZM94 81V80H93ZM96 81H98L97 79H96ZM100 81V80H99ZM110 81V82H111ZM123 81V80H122ZM144 81H146V80H144ZM149 81V80H148ZM157 81V82H158ZM165 80H163V81H161L162 82V84H163V82H164ZM168 81H170V80H168ZM173 81H171V83L173 82ZM178 81H180L181 82V80L178 78ZM177 81V82H178ZM200 81V80H199ZM22 82V81H21ZM32 82H34V81H32ZM43 83H44V81H42ZM45 82H47V81H45ZM58 82H61V81H58ZM70 83H71V81H69ZM72 82H73V85H71V84H65L66 86H68L69 87V89H70V91H73L74 92V94L77 92V91H83L82 90V88H81V90H77L76 91V85H74V84H76V80H75V78H74V80H72ZM78 82V81H77ZM82 82V81H81ZM92 82V81H91ZM90 82V83H91ZM101 82V81H100ZM107 82V81H106ZM105 82V83H106ZM108 82H109V80H108ZM110 82H109V84H110ZM139 82V81H138ZM160 81H159V84L161 83ZM167 82V81H166ZM186 82V81H185ZM198 82V81H197ZM211 82V81H210ZM215 82H217V81H215ZM219 82V81H218ZM242 82H240L241 84H242ZM0 83H3V82H0ZM5 83V82H4ZM3 83V84H4ZM9 83V82H8ZM13 83V82H12ZM29 83V82H28ZM27 83V84H28ZM43 83H41V84H43ZM55 83H57V82H55ZM104 83V84H105ZM112 83V82H111ZM114 84H115V82H113ZM112 83V84H113ZM124 83V84H123ZM133 83V82H132ZM153 82H151V84H152ZM170 83V82H169ZM169 83H168V85H169ZM186 83H188V82H186ZM10 84V83H9ZM46 84V83H45ZM59 84V83H58ZM78 84V83H77ZM81 83H79L78 84V86L80 85ZM112 84H110V85H112ZM113 84V86L114 87H116L117 88V86H115ZM123 84V85H122ZM126 84H129V89H126L125 90V85ZM137 84V83H136ZM157 84V83H156ZM159 84H157V85H159ZM167 84V83H166ZM218 83H216V85H217ZM231 84V85H230ZM237 84V83H236ZM244 84H245V80H244ZM243 84V86H245ZM33 85V84H32ZM34 85H36V83L34 84ZM55 85V84H54ZM60 85H63L64 86V84H60ZM138 85V84H137ZM153 85H155V83H153ZM156 85V86H157ZM163 85H165V82H164V84ZM29 86V85H28ZM27 86V87H28ZM43 87H46L44 84L42 85ZM65 86V87H66ZM90 86V85H89ZM95 86V85H94ZM97 86V85H96ZM100 85H98V87H99ZM106 86V85H105ZM141 86V85H140ZM160 86V85H159ZM159 86H157V87H159ZM177 85H175V87H176ZM178 86H180L179 85V83H178ZM177 86V87H178ZM181 86L180 87H178L177 89H179V88H181ZM187 86V85H186ZM188 86H191V85H188ZM213 86V85H212ZM241 86V85H240ZM7 87V86H6ZM11 87V86H10ZM22 87V86H21ZM20 87V88H21ZM52 87V86H51ZM51 87H48V88H51ZM80 87V86H79ZM78 87V88H79ZM83 87V86H82ZM108 87V86H107ZM124 88V90H123V88ZM148 87V86H147ZM164 87V86H163ZM166 87H167V85H166ZM171 87V86H170ZM170 87H167V88H170ZM174 87V86H173ZM208 86H206V88H207ZM215 87H217V86H215ZM237 87H238V85H237ZM8 88V87H7ZM6 88V89H7ZM25 88V87H24ZM31 88V87H30ZM57 88V87H56ZM101 88H103V87H101ZM115 88V89H116ZM126 88H128V85H127V87ZM134 88H136V86L134 87ZM138 88V87H137ZM146 88V87H145ZM152 88V87H151ZM184 88H185V86H184ZM195 87H193V89H194ZM196 88H198L197 86H196ZM235 88V87H234ZM5 89V88H4ZM12 89V88H11ZM16 89V88H15ZM35 88H33V90H34ZM40 89V88H39ZM38 89V90H39ZM65 89V88H64ZM68 89V88H67ZM80 89V88H79ZM90 89V88H89ZM92 89V88H91ZM90 89V90H91ZM105 89V88H104ZM107 89V88H106ZM108 89H109V87H108ZM111 89V88H110ZM142 89V88H141ZM154 89V88H153ZM157 89V88H156ZM159 89H160V87H159ZM164 89V88H163ZM182 89V88H181ZM180 89V90H181ZM187 89V88H186ZM199 89V88H198ZM14 90V89H13ZM37 90V89H36ZM37 90V91H38ZM49 90H51V89H49ZM48 90V91H49ZM59 90V89H58ZM85 90H86V88H85ZM84 90V91H85ZM95 90H97V89H95ZM94 90V91H95ZM100 90V89H99ZM111 90H113V88L111 89ZM137 90H140V89H137ZM146 90V89H145ZM145 90H144V92H145ZM148 90V89H147ZM155 90V89H154ZM160 90H162V89H160ZM176 90V89H175ZM185 90V89H184ZM216 90L218 91V92H216ZM236 90H237V88H236ZM235 90V91H236ZM2 91V90H1ZM17 91V90H16ZM18 91H21V89L20 90H18ZM28 91V90H27ZM35 91V90H34ZM62 91V90H61ZM76 91V92H75ZM87 91V90H86ZM93 91V93H96V92H94ZM136 91V90H135ZM141 91V90H140ZM151 91V90H150ZM150 91H148V94H150ZM163 91V90H162ZM168 91V90H167ZM169 91H170V89H169ZM242 91V90H241ZM9 92V91H8ZM11 92V91H10ZM9 92V93H10ZM15 92V91H14ZM21 92H23V90L21 91ZM36 92V91H35ZM41 92V91H40ZM64 92V94H67V93H65L66 92V90L65 91H63ZM110 92H114V91H110ZM109 92V93H110ZM143 92V93H144ZM165 92V91H164ZM173 92H172V94H173ZM179 92V91H178ZM180 92H184V91H180ZM185 92H186V90H185ZM184 92V93H185ZM234 92V91H233ZM232 92V93H233ZM7 93V92H6ZM9 93H7V94H9ZM13 93V92H12ZM16 93V92H15ZM23 93H25V92H23ZM34 93V92H33ZM45 93V92H44ZM44 93H42L41 92V97H40V103L39 104H41V102L42 103H44V106H45V98H44ZM51 93H53L52 91H51ZM50 93V94H51ZM55 93V92H54ZM78 93V92H77ZM81 93V92H80ZM79 93V94H80ZM101 93V92H100ZM104 93V92H103ZM108 93V92H107ZM136 93V92H135ZM138 93V92H137ZM165 93H167V92H165ZM164 93V94H165ZM183 93V94H184ZM215 93H219V94H215ZM221 93V94H222ZM231 93V90H230V92L228 93V94H232ZM241 93V92H240ZM246 93V94H245ZM4 94H5V91H4ZM3 94V95H4ZM18 94V93H17ZM19 94H20V92H19ZM22 94V93H21ZM20 94V95H21ZM28 94V93H27ZM30 94H32V92L30 93ZM39 94V93H38ZM69 94V93H68ZM82 94V93H81ZM90 94V93H89ZM141 94V93H140ZM145 94V93H144ZM151 94H152V92H151ZM156 94V93H155ZM161 94V93H160ZM163 94V93H162ZM186 94V93H185ZM227 94V95H228ZM10 95V94H9ZM45 95H47V94H45ZM59 95V94H58ZM78 95V94H77ZM84 95H86V94H84ZM100 95V94H99ZM108 95V94H107ZM170 95V94H169ZM168 95V96H169ZM174 95V94H173ZM173 95H171V96H173ZM175 95H174V99L176 98L175 97ZM215 95H217V97H215ZM227 95H224V97L226 96L227 97ZM2 96V95H1ZM8 96V95H7ZM7 96H6V98H7ZM12 96V95H11ZM28 96V95H27ZM36 96V95H35ZM34 96V97H35ZM60 96V95H59ZM90 96V95H89ZM142 96H143V94H142ZM170 96V97H171ZM235 96V95H234ZM239 96V95H238ZM16 97H17V95H16ZM15 97V98H16ZM20 97H22V96H19V98ZM31 97V96H30ZM39 97V96H38ZM56 97V96H55ZM71 97V98H70ZM76 97V96H75ZM88 97V96H87ZM94 97V96H93ZM95 97H98V96H95ZM121 97V98H122ZM219 97H222V96H220L219 95ZM232 97V96H231ZM240 97V96H239ZM242 97V96H241ZM263 97H264V95H263ZM5 98V99H6ZM13 98H14V96H13ZM18 98V99H19ZM36 98V97H35ZM48 98H50V97H48ZM57 98V97H56ZM99 98V97H98ZM122 98V99H123ZM158 98V99H157ZM167 98V97H166ZM191 98V99H190ZM192 98H193V100H192ZM236 98V97H235ZM10 99V98H9ZM21 99V98H20ZM28 99H29V97H28ZM94 99H96V98H94ZM93 99V100H94ZM106 99V98H105ZM121 99V101H123ZM127 99V98H126ZM168 99V98H167ZM166 99V100H167ZM173 99V100H174ZM188 99H190L191 101H189ZM217 99H220V100H218L217 101ZM234 99V98H233ZM264 99V98H263ZM2 100V99H1ZM4 100V99H3ZM3 100L2 101H0V128H2V129H4V132H6V131H12L13 132V130L15 131V130H17V128H19V125H21V124H19V122L21 121H19L18 122V127H17V125H16V123L14 122V121H16V120H19V119H14V121H12L13 120V118H12V120L10 119V116L8 117V115H9V113L7 114V112L8 111H6L5 112V110H4V102H3ZM15 100V99H14ZM13 100V101H14ZM24 100H26V99H24ZM24 100H22V101H24ZM38 100V99H37ZM53 100V99H52ZM91 100H92V98H91ZM100 100H102L101 98H100ZM177 100V99H176ZM188 100V101H187ZM224 100V99H223ZM12 101V100H11ZM12 101V102H13ZM48 101H50L49 99H48ZM108 101V100H107ZM107 101L105 102V101H102V104H103V102H105V104H107ZM109 101H111V100H109ZM120 101V102H121ZM125 101V100H124ZM127 101V100H126ZM172 100H170L169 102H171ZM216 101L218 102V103H216ZM230 101V100H229ZM235 101V100H234ZM234 101H232V102H234ZM240 101V100H239ZM264 101V100H263ZM5 102H6V100H5ZM7 102H9V101H7ZM89 102V101H88ZM94 102V101H93ZM98 102H100V101H98ZM120 102H119V104H120ZM168 102V103H169ZM221 102V101H220ZM223 102V101H222ZM221 102V103H222ZM225 102V101H224ZM232 102H230V103H232ZM242 102V101H241ZM262 102V101H261ZM11 103V102H10ZM22 103H24V102H22ZM33 103H35L34 101H33ZM37 103V102H36ZM37 103V104H38ZM51 103V102H50ZM87 102H85V104H86ZM101 103V102H100ZM214 103V102H213ZM229 103V102H228ZM235 103V102H234ZM240 103V102H239ZM5 104H7V103H5ZM15 104V103H14ZM27 104V103H26ZM53 104V103H52ZM97 104V103H96ZM102 104H97L98 106H100V105H102ZM124 104V105H125ZM218 104V105H217ZM241 104V103H240ZM264 104V103H263ZM34 104H31L30 106V108H32V106H33ZM90 105V104H89ZM145 105L147 106V108L149 109V107H148V105L151 107L150 109H152L153 110V112H155V113H152V114H155V118L152 116H150V113L152 112L151 110H148L146 107H145ZM214 105V106H215ZM6 106H9V104L8 105H6ZM5 106V107H6ZM13 106V105H12ZM38 106V105H37ZM41 106H43V105H41ZM40 106V107H41ZM84 106V107H83ZM213 106V107H214ZM221 106L224 108V107H227L228 105H226V106H224V105H222L221 104ZM230 106V105H229ZM228 106V107H229ZM237 106V105H236ZM240 106V105H239ZM238 106V107H239ZM10 107V106H9ZM27 107V106H26ZM47 107H49V106H47ZM88 107V106H87ZM103 107V106H102ZM124 107V106H123ZM219 107V106H218ZM233 107V106H232ZM237 107V108H238ZM15 108V107H14ZM22 108V107H21ZM34 108V107H33ZM41 108H43V107H41ZM51 108V107H50ZM99 108H101V107H99ZM125 108V107H124ZM128 108V107H127ZM147 109V112H146V109ZM177 108V109H176ZM182 108H186L185 110H183ZM189 108H190V110H189ZM215 108V107H214ZM221 108V107H220ZM230 108H231V106H230ZM236 108V109H237ZM240 108V107H239ZM242 108H240L239 109V111L242 109ZM9 109V108H8ZM28 109H29V107H28ZM102 109V108H101ZM213 109V108H212ZM225 109V108H224ZM224 109H222V111H225ZM244 109V108H243ZM246 109V108H245ZM246 109V110H247ZM250 109H249V113L250 112H252V111H250ZM12 110V109H11ZM30 110V109H29ZM29 110H27V112L29 111ZM122 110V109H121ZM185 111L186 113H188V111ZM227 110H229V109H227ZM232 110V109H231ZM246 110L244 111L245 113H246ZM262 110H263V106H262ZM31 111V110H30ZM29 111V112H30ZM209 111V112H208ZM212 111V110H211ZM213 111H214V109H213ZM212 111V112H213ZM217 112H218V108H217V110H216ZM220 111H221V109H220ZM235 111V110H234ZM241 111H243V110H241ZM241 111H240V113H241ZM10 112V111H9ZM211 112V113H212ZM238 112V111H237ZM253 112V113H254ZM20 113H22V112H20ZM20 113H18V115L20 114ZM147 113H148V115H147ZM186 113H184L185 114V116L187 117L188 115L186 114ZM215 113V111L212 113L213 114V116H215V117H218V116H216V114H214ZM224 113H226V111L224 112ZM229 113V112H228ZM231 113V112H230ZM233 113V112H232ZM235 113V112H234ZM243 113V112H242ZM247 113H248V110H247ZM248 113V114H249ZM252 113V114H253ZM256 113V114H257ZM262 113V112H261ZM23 114V113H22ZM32 114H30L29 113V115L28 116H30V115H32ZM212 114H211V116H212ZM218 114H219V112H218ZM222 115H223V113H221ZM221 114H219V117H220V115ZM251 114V115H252ZM255 114V113H254ZM259 114V113H258ZM225 115V114H224ZM233 115V114H232ZM251 115H249V116H251ZM22 116V115H21ZM152 118H150V117ZM211 116H210V118H209V120H208V122H209V125H211V127L216 123V121L218 120L217 118L215 119V117H214V119L216 120H214L213 118V120H211L210 121V119H211ZM212 116V117H213ZM225 116H227L228 117V115H225ZM231 116V115H230ZM237 116V115H236ZM235 116V117H236ZM242 116V115H241ZM253 116V115H252ZM12 117V116H11ZM17 117V116H16ZM31 117V116H30ZM51 117V116H50ZM58 117V116H57ZM218 117V118H219ZM224 116H222V118H223ZM234 117V116H233ZM235 117L233 118V120L235 119ZM243 117V116H242ZM261 117V116H260ZM19 118H20V116H19ZM22 118V117H21ZM24 118H25V116H24ZM188 118H190L189 116H188ZM207 118H208V116H207ZM224 118H226V117H224ZM224 118H223V120H222V122L224 121ZM241 118V117H240ZM246 118V117H245ZM250 118V117H249ZM255 118V117H254ZM256 118H258L257 116H256ZM255 118V120H257ZM28 119V121H29V117L27 118ZM34 119V118H33ZM45 119V118H44ZM56 119H59V118H56ZM55 119V120H56ZM179 119V120H178ZM187 119V118H186ZM220 120H221V118H219ZM229 119V118H228ZM232 118H230L229 120H225L224 121V124L226 123V121H227V123L229 122L230 124H234V122H235V120H234V122L233 123H231L232 121H230ZM253 119V118H252ZM259 119V118H258ZM25 120V119H24ZM24 120H22V122L24 121ZM32 120V119H31ZM42 120V119H41ZM47 120H49V119H47ZM177 120H178V122H177ZM203 120V119H202ZM237 120V119H236ZM239 120H242V119H239ZM239 120H237L236 122L237 123H239ZM246 120H247V118H246ZM262 120H263V118H262ZM27 120H25L24 122L25 123H27L26 122ZM40 120H38V122H39ZM49 121H51V120H49ZM142 123H141V122ZM190 121H191V118H190ZM193 121V120H192ZM198 123H199V121H198V119L196 120ZM212 121H215L214 123H211ZM248 121H249V119L247 120V121H241V122H243L242 123V127H243V129H242V127L240 128V129H242V131H245V134L243 133V139H242V142L240 141L241 140V136H240V139L238 138L237 140L238 141H240V146L238 145V144H236V143H238L237 142V140H235V141H232V138H230L231 139V141L232 142H234L233 144L235 145L234 146V148L236 147V149L234 150V148H233V144L231 145L232 147H231V149L233 148V151H238V153L236 152L235 154L237 155V154H239L238 156H240V158L242 159V161H243V163L246 161H248L247 163H249L251 166L252 165H254L255 167L256 166H258V167H256L257 168V170H254V169H256L255 167H254V169H252L253 168V166L251 167V169L253 170V172L254 171H256V172H258V168L260 169V173H257L258 174V176H257V174H256V179H259V183L261 184V183H263V181L264 180H262V179H260V178H263L264 179V124H259V123H257L256 121H255V123H251L253 120H251V122H249L248 123ZM31 122V121H30ZM33 122V121H32ZM34 122H36V121H34ZM41 122V121H40ZM188 122V121H187ZM186 122V123H187ZM200 122V123H201ZM222 122H221V124H222ZM240 122V123H241ZM248 124H252V126H251V129L248 127V125H247V123ZM254 122V121H253ZM260 122V121H259ZM263 123H264V121H262ZM25 123H24V125H25ZM43 123V122H42ZM41 123V124H42ZM188 123H190V122H188ZM196 122L194 121V124H195ZM199 123V125L201 126V124ZM211 123V124H210ZM226 123V124H227ZM236 123V124H237ZM257 123V124H256ZM48 124V123H47ZM190 124H192V126H193V123H190ZM213 124V125H212ZM218 124V123H217ZM217 124H215L216 126H217ZM219 124H220V122H219ZM218 124V125H219ZM220 124V125H221ZM223 124V125H224ZM225 124V127L227 126ZM235 124V125H236ZM149 125H151V127L149 126ZM180 126V125H182L181 127H182V129H180V127H179V129L180 130H178V127L177 126ZM187 125V124H186ZM206 125V124H205ZM204 125V126H205ZM208 125V124H207ZM208 125V126H209ZM234 125V126H235ZM247 125V126H246ZM84 126H87V127H89V130H90V128H91V130H94L95 132L96 131H99L98 129H100L101 127V130H102V134H97L98 136H92V137H94L95 139L96 138H98L99 140L101 139V141L99 142V143H97V144H95V146L93 147L92 146V144H91V146L93 147V148H91L90 150H85L84 149V145H85V143H88V141L90 140V136L88 137L86 134H87V132H88V130H87V132L85 133V131H83V132H81L80 131V127H84ZM112 126V127H111ZM138 126H141V127H139L138 129L136 128V127H138ZM188 126V125H187ZM190 126V125H189ZM191 126V127H192ZM194 126H196L197 127V125H194ZM200 126H198V127H200ZM216 126H213V127H216ZM240 126H241V124H240ZM108 127H110V130L108 129ZM174 127H177V128H174ZM201 127H203V126H201ZM228 127V126H227ZM226 127V128H227ZM230 127V126H229ZM231 127H233V125L231 126ZM236 127H237V129H238V124L236 125ZM245 127H248L247 129L249 130H247V132H246V129H245ZM104 128V129H103ZM106 128L109 130V131H105L106 130ZM111 128H113L112 130H111ZM188 128H190V127H188ZM205 128V127H204ZM208 129H209V127H207ZM21 129V128H20ZM45 129V128H44ZM176 129V130H175ZM192 129H193V127H192ZM207 129V130H208ZM222 129V128H221ZM228 129V128H227ZM230 129V128H229ZM234 129H235V127H234ZM236 129V130H237ZM6 130V131H5ZM27 130V129H26ZM178 130V131H177ZM185 130V131H184ZM190 130V129H189ZM200 130V129H199ZM209 130H212V129H209ZM218 130H220V128L218 129ZM239 130V129H238ZM0 131H1V129H0ZM3 131V130H2ZM22 131V130H21ZM192 131V130H191ZM203 131V130H202ZM220 131H222V130H220ZM219 131V132H220ZM226 131V130H225ZM230 131V130H229ZM232 131V130H231ZM241 131V130H240ZM3 132V133H4ZM19 132V131H18ZM44 132H46V131H43V133ZM94 132V133H95ZM149 132H151V133H153L152 135L151 134H149L147 137H146V135H145V137H144V135L142 136L143 138H141V139H139V140H136L137 138H138V136H139V134L141 133H143V134H147V133H149ZM193 132H194V130L192 131V133L191 134H193ZM201 132V131H200ZM199 132V133H200ZM207 132V131H206ZM208 132H210V131H208ZM215 132V131H214ZM8 133V132H7ZM32 133V132H31ZM40 133H42L41 131H40ZM85 133V134H84ZM93 132L91 131V134H92ZM93 133V134H94ZM98 133H100V131L98 132ZM190 133V132H189ZM197 133V132H196ZM217 133V132H216ZM227 133H229V132H227ZM233 133H234V131H233ZM237 133V132H236ZM241 132H239V134H240ZM9 134V133H8ZM22 134V133H21ZM20 134V135H21ZM47 134V133H46ZM92 134V135H93ZM190 134V135H191ZM201 134V133H200ZM221 134V133H220ZM2 135V134H1ZM5 135V134H4ZM11 135H13L12 133H11ZM19 135V134H18ZM17 135V136H18ZM42 135V134H41ZM44 135V134H43ZM88 135H90V134H88ZM95 135H96V133H95ZM195 135V134H194ZM201 135H203V134H201ZM206 135V134H205ZM207 135H209V134H207ZM229 135V134H228ZM227 135V136H228ZM235 135V134H234ZM237 135V134H236ZM24 136H25V134H24ZM31 137H32V134L30 135ZM198 136H200L199 134H198ZM204 136V135H203ZM210 136V135H209ZM222 136V135H221ZM5 137H8L7 135L5 136ZM3 138V139H6V138ZM19 137H21V136H19ZM27 137V136H26ZM29 137V136H28ZM40 137V136H39ZM55 137H59V136H55ZM195 137H196V139L195 140H197V136L195 135ZM201 137V136H200ZM217 137V136H216ZM224 137V136H223ZM222 137V138H223ZM230 137V136H229ZM232 137H233V135H232ZM236 136H234V138H235ZM9 138H11V136L9 137ZM12 138H14L13 136H12ZM12 138H11V140H12ZM221 137H220V140H222V141H218L219 143L221 142H223V139H222ZM233 138V139H234ZM1 139V138H0ZM29 139V138H28ZM32 139V138H31ZM52 139H54V138H52ZM184 139H186V138H184ZM187 139H189V138H187ZM194 139H192V140H194ZM199 139H201V138H199ZM203 139V138H202ZM213 138H211V140H212ZM218 139H219V137H218ZM23 140V139H22ZM33 140V139H32ZM31 140V141H32ZM55 140V139H54ZM190 140V139H189ZM191 140V141H192ZM208 140V139H207ZM1 141V140H0ZM13 141V140H12ZM16 141V140H15ZM14 141V142H15ZM21 141V140H20ZM26 142H27V140H25ZM29 141H30V139H29ZM201 141V140H200ZM204 141H205V138H204ZM229 141V139L227 140V142ZM19 141H17V143H18ZM25 142V143H26ZM33 142V141H32ZM91 142V141H90ZM90 142L88 143V144H90ZM176 142V143H177ZM185 142V141H184ZM207 142V141H206ZM230 142V141H229ZM236 142V143H235ZM16 143V142H15ZM24 143V144H25ZM190 143V142H189ZM199 143H202V142H199ZM219 143H216V145H219ZM224 143V142H223ZM222 143V144H223ZM1 144V143H0ZM10 144H12L11 146H13V144L14 143H11L10 142ZM164 144H165V146H164ZM177 144H179V142L177 143ZM177 144H174V145H177ZM184 144V143H183ZM183 144H181L182 146H183ZM193 145H195L194 143H192ZM221 144V145H222ZM225 144V143H224ZM229 144V143H228ZM231 144V143H230ZM15 145V144H14ZM19 145V144H18ZM23 145V144H22ZM33 145V144H32ZM37 147L36 148H40L41 150L42 149H46L47 147H48V142L44 139V140H42L41 142L39 141L37 144H35ZM60 145V144H59ZM185 145V144H184ZM188 145V144H187ZM204 142H203V147H204ZM206 145H208V143L206 144ZM212 145V144H211ZM210 145V146H211ZM226 145V144H225ZM87 146V145H86ZM168 146V147H167ZM209 146V145H208ZM209 146V147H210ZM238 146V147H237ZM9 147V143H6V144H2V145H0V156L3 158V160L1 161L0 160V172H1V176H3L2 178H4L6 175H8V173H10L8 170L6 171V169L7 168H10V170H12V168H13V170H12V178H15V179H17L16 181V184H17V186H15V188L18 190H20V188L22 189L23 188V186L24 185H33V184H38L40 181H41V179H39V178H43L46 174H45V172H46V170H48L47 169V166H45V164L43 163L44 161V159L41 161L38 157H31L30 156V154L28 153V150H30V149H28V145H24V146H21V148L19 149V150H17V152L16 153H12V150H10L9 151V149H10V147ZM88 147V146H87ZM174 147H178V146H174ZM173 147V148H174ZM187 147V146H186ZM200 147V146H199ZM206 147V146H205ZM213 146H211V148H212ZM227 147V146H226ZM229 147V146H228ZM3 148H6V149H3ZM14 148H17V147H14ZM30 148V147H29ZM183 148V147H182ZM182 148H181V151H182ZM185 148V147H184ZM183 148V149H184ZM194 148V147H193ZM217 148H218V146H217ZM216 148V149H217ZM220 148V147H219ZM3 149V150H2ZM34 149V148H33ZM32 149V150H33ZM53 149V148H52ZM58 149V148H57ZM152 149V150H151ZM189 149V148H188ZM196 149V148H195ZM200 149V148H199ZM208 149V148H207ZM210 149V148H209ZM215 148L213 147L212 148V150H214ZM229 149V148H228ZM227 149V150H228ZM47 150V149H46ZM154 150V151H153ZM174 150H175V148H174ZM173 150V151H174ZM190 150H192L193 151V149L191 148ZM206 150V149H205ZM211 150V149H210ZM209 151V153L211 152V154L214 152V151ZM218 150V149H217ZM149 151H151V153L152 154H148V152ZM172 151V150H171ZM180 150H178L177 152H179ZM185 151V150H184ZM188 151V150H187ZM198 151V150H197ZM200 151H201V149H200ZM200 151H198V152H200ZM202 151H203V149H202ZM201 151V152H202ZM219 151V150H218ZM14 152V151H13ZM30 153H31V151H29ZM156 153V154H154V155H157L156 156V158H154V159H152V158H148V156L149 155H153V153ZM189 152V151H188ZM207 152H208V150H207ZM228 152V151H227ZM226 152V153H227ZM35 153V152H34ZM150 153V152H149ZM173 153V152H172ZM175 153V152H174ZM182 153H183V151H182ZM185 153V152H184ZM184 153L182 154V155H180V156H183L184 155ZM189 153H191V152H189ZM188 153V154H189ZM208 153V154H209ZM217 153V152H216ZM218 153H220V152H218ZM32 154V153H31ZM38 154V153H37ZM148 154V155H147ZM187 154V153H186ZM187 154V155H188ZM205 154V152L203 151V155ZM207 153H206V155H208ZM234 154V155H235ZM58 155V154H57ZM171 155V154H170ZM219 155H222V154H219ZM176 156V155H175ZM174 156V157H175ZM180 156L178 155V158H180ZM199 156H201L200 154H199ZM209 156V155H208ZM211 156V155H210ZM0 157V158H1ZM53 157V156H52ZM177 157V156H176ZM185 157V156H184ZM203 157V156H202ZM205 157V156H204ZM207 157V156H206ZM223 158H224V155L222 156ZM17 158H19V160H20V158H24L22 161H19L18 163L15 161V159L17 160ZM44 158V157H43ZM170 158V156L168 157V159ZM213 158V157H212ZM216 158H218V157H216ZM222 158V159H223ZM226 158V157H225ZM224 158V159H225ZM235 158V157H234ZM42 159V158H41ZM50 159V158H49ZM49 159H47V161L49 160ZM171 159V158H170ZM182 159V158H181ZM227 159H229V158H227ZM231 159V158H230ZM52 160V161H53ZM99 160L101 161V164H100V166H98V164L96 165V162L98 161L99 162ZM163 160H164V158H163ZM183 160V159H182ZM186 160V159H185ZM214 160V159H213ZM216 160V159H215ZM218 160V159H217ZM221 162H222V160L221 159H219ZM234 160V159H233ZM245 160V161H244ZM16 163H15V162ZM46 161V162H47ZM162 161V160H161ZM166 161H167V158H166ZM172 161V160H171ZM177 161V160H176ZM224 161V160H223ZM230 161V160H229ZM236 161H237V158H236ZM55 162V161H54ZM102 162H103V165H102ZM179 162H182V164H184L185 163V161H184V163H183V161H180L179 160ZM186 162H187V160H186ZM227 162V161H226ZM241 162V161H240ZM245 162V163H246ZM33 163V165H31V166H29L30 164H32ZM169 163V162H168ZM215 163V162H214ZM220 163V162H219ZM218 163V164H219ZM233 163V162H232ZM237 163V162H236ZM47 164V163H46ZM50 164V163H49ZM51 164H54V163H51ZM70 164H72V165H74L73 166V168H71V165ZM171 164V163H170ZM186 164V163H185ZM188 164H189V162H188ZM188 164H186V166L188 165ZM213 164V163H212ZM221 164V163H220ZM223 164V163H222ZM238 164V163H237ZM240 164H242V163H240ZM76 165V166H75ZM102 165V166H101ZM179 165V164H178ZM202 165V166H201ZM206 167H205V166ZM243 165H245V164H243ZM246 165H248V164H246ZM53 166V165H52ZM68 166H67V168H68ZM185 166V165H184ZM189 166V165H188ZM187 166V167H188ZM211 166V165H210ZM209 166V167H210ZM216 165H214L213 166V168L215 167ZM221 166V165H220ZM227 166V165H226ZM183 167V166H182ZM197 167V168H198ZM205 167V168H204ZM222 167V166H221ZM221 167H218V168H221ZM232 167H233V164H232ZM231 167V168H232ZM236 167H238V166H236ZM235 167V168H236ZM6 168V169H5ZM55 168H56V166H55ZM211 168V167H210ZM234 168V167H233ZM242 168H244L245 169V167H242ZM247 168H249L250 169V166L248 165V167ZM3 169L5 170V172L3 171ZM194 169V170H193ZM208 169L209 168H207L206 169V171H208ZM215 169H216V167H215ZM223 169H225L224 167H222V170ZM239 169V168H238ZM250 169V170H251ZM53 170H55L54 168H53ZM187 170V169H186ZM228 170H229V168H228ZM240 170H242V169H240ZM246 170V169H245ZM42 171L44 172V174H42ZM51 170L49 169V172H50ZM210 171H212V169L210 170ZM210 171H209V173H210ZM213 171H215V170H213ZM213 171H212V173L210 174V175H215V173L217 174V175H219V171L217 170L215 173H213ZM226 172H227V170H225ZM236 171V170H235ZM4 172V173H3ZM221 172V171H220ZM224 172V171H223ZM231 172V171H230ZM245 172V171H244ZM249 172V171H248ZM248 172H246V173H248ZM255 172V173H256ZM54 173V172H53ZM222 173V172H221ZM236 173V172H235ZM255 173H254V175H255ZM44 175V176H42V175ZM88 174V173H87ZM224 174H226L225 172H224ZM237 174H238V176H243V175H240L239 173H236V176H237ZM252 175H253V173H251ZM262 174L263 176H261V177H259L260 175ZM53 175V174H52ZM55 175V174H54ZM193 175V176H192ZM217 175H215V176H217ZM223 175V174H222ZM245 175V174H244ZM253 175V176H254ZM49 176V175H48ZM106 176V175H105ZM206 176V177H205ZM229 176V175H228ZM234 176H235V174H234ZM248 176V175H247ZM47 177V176H46ZM55 177V176H54ZM224 177V176H223ZM252 177V176H251ZM258 177V178H257ZM108 178V179H109ZM226 178V177H225ZM231 178V177H230ZM236 178V177H235ZM240 179L241 177H237L236 178V180L237 179ZM246 178V177H245ZM244 177L243 178H241V180L243 179V181L242 182H244L245 179ZM247 178H250V176L249 177H247ZM15 179H10V180H8V181H6L5 183L7 184H10L9 182L11 181V180H15ZM39 179V181H37ZM51 179H53V177L51 178ZM56 179V178H55ZM59 179V178H58ZM66 179H71V180H74V186L73 187H67V186H64L65 184V182H66ZM102 179V178H101ZM104 179H106L105 180V182L107 181V182H110V180L108 181V179H107V177H105V178H103V180ZM116 179L117 180H122L121 181V183H117V181H116ZM223 179V178H222ZM253 178H251V179H249V181L251 180V181H253L252 180ZM70 180V181H71ZM85 180V179H84ZM99 180V179H98ZM224 180V182L226 181V179H223ZM223 180H221V181H223ZM248 180V179H247ZM261 180V181H260ZM86 181V180H85ZM101 181V180H100ZM231 181V180H230ZM249 181H245L244 182V184L243 185H246V184H248V186H249ZM257 181H255V182H257ZM55 182V181H54ZM87 182V183H88ZM102 182V181H101ZM104 182V181H103ZM105 183V184H108V183ZM232 182H233V180H232ZM239 182H240V180H239ZM254 182V181H253ZM254 182V183H255ZM44 183V182H43ZM111 183V182H110ZM246 183V184H245ZM252 183V182H251ZM250 183V184H251ZM258 183V184H259ZM7 184V185H8ZM14 184V183H13ZM15 184V185H16ZM40 184V183H39ZM45 184V183H44ZM56 184V183H55ZM60 184V183H59ZM89 184H87V185H89ZM97 184H98V182H97ZM222 184V183H221ZM232 184V183H231ZM230 184V185H231ZM233 184H234V182H233ZM238 184V183H237ZM253 184V183H252ZM251 184V185H252ZM264 184V183H263ZM262 184V185H263ZM47 185V184H46ZM49 185V184H48ZM66 185H68V184H66ZM87 185H85V186H87ZM94 185H96V184H94ZM100 185V184H99ZM101 185H102V188H103V184L101 183ZM114 184H112V186H113ZM35 186V185H34ZM98 186V185H97ZM106 186V185H105ZM222 186H223V184H222ZM221 186V187H222ZM229 186V185H228ZM232 186V185H231ZM247 186V185H246ZM260 186V185H259ZM3 187H5L6 188V186H3ZM47 187V186H46ZM49 187V186H48ZM84 187V186H83ZM88 187V186H87ZM99 187V186H98ZM115 187V186H114ZM125 187H124V189H125ZM220 187V188H221ZM227 187V186H226ZM230 187V186H229ZM228 187V188H229ZM232 187H234V186H232ZM238 187V186H237ZM255 187V186H254ZM5 188H3V189H5ZM15 188H13V189H15ZM27 188V187H26ZM29 188V187H28ZM85 188V187H84ZM83 188V189H84ZM106 188V187H105ZM107 188H108V185H107ZM113 188V187H112ZM122 188V187H121ZM120 188V189H121ZM223 188H225L224 186H223ZM0 189H2V188H0ZM8 189V188H7ZM41 189V188H40ZM98 189V188H97ZM111 191H112V189L111 188H109ZM234 189V188H233ZM242 189V188H241ZM241 189H237L236 191L238 192L239 190V193L241 194V195H243L242 193L243 192H241ZM252 189H253V187H252ZM263 189H264V187H263ZM6 190V189H5ZM18 190V191H19ZM23 190V189H22ZM24 190H26V189H24ZM23 190V191H24ZM28 190V189H27ZM100 190H101V188H100ZM108 190V189H107ZM109 190V191H110ZM121 190H123V189H121ZM218 190H220V192H218ZM225 190V189H224ZM235 190V189H234ZM246 190V189H245ZM16 191V190H15ZM48 191V190H47ZM124 191V190H123ZM228 191V192H229ZM242 191H244L243 189H242ZM253 191H254V189H253ZM1 192V191H0ZM17 192V191H16ZM235 192V191H234ZM247 192V191H246ZM245 192V193H246ZM257 192V191H256ZM5 193V192H4ZM4 193H2V194H4ZM50 193V194H49ZM104 193V192H103ZM219 193V194H218ZM224 193V192H223ZM250 193V192H249ZM263 193H264V191H263ZM220 195V197L218 196V195ZM227 194V193H226ZM229 194V193H228ZM247 194V193H246ZM7 195H9V194H7ZM149 195V196H150ZM245 195V194H244ZM243 195V196H244ZM249 195V194H248ZM35 196H37V195H35ZM113 196V195H112ZM243 196H240L241 198L240 199H242V198H244ZM247 196V195H246ZM256 196V195H255ZM261 196V197H260ZM11 197V196H10ZM10 197H8V198H10ZM20 197V196H19ZM93 197V198H94ZM115 197V196H114ZM141 197H145V199L147 200V196H141ZM147 197V198H146ZM178 198V200L177 201H181V202H183V204H185V205H183V206H186V209L187 210H189V206L191 207V210H192V208H199L200 209V211H197V209L196 210H194L195 211V213H196V211H197V213L196 214H194L195 216H196V219H195V216H194V219H193V217H191L190 215H192L193 216V210H192V212L190 213V211H187V212H189V213H187V214H189V216L187 215V216H182L181 215V213H182V210H183V214L185 213V208L183 209V208H181L182 206H180V211H181V213L179 212V210H177L178 211V214L180 213V215H174L175 213H177L176 211L174 212V214L173 213H171L170 212V208L172 207V206H174L175 207V209L180 205H178L177 207L175 206V205H177V204H175V202H174V198ZM259 199L261 200V201H263V203H264V200H262L261 198L263 197L260 193H259ZM101 198V197H100ZM247 198V197H246ZM253 197H251V200H254V198L252 199ZM256 198V197H255ZM22 199H24V198H22ZM27 199V198H26ZM25 199V200H26ZM95 199V198H94ZM142 199V198H141ZM144 199V201H146ZM250 200V198H247V200ZM263 199H264V197H263ZM17 200V199H16ZM28 200V199H27ZM31 200V199H30ZM32 200V201H33ZM93 200V199H92ZM103 200V199H102ZM246 199H244L243 201H245ZM248 200V201H249ZM250 200V201H251ZM2 201V200H1ZM7 201H9V200H7ZM6 201V202H7ZM14 201V200H13ZM13 201H11V202H13ZM108 200H106V202H107ZM176 201V200H175ZM248 201H247V203H248ZM250 201H249V203H250ZM255 201H257V200H255ZM10 202V201H9ZM11 202H10V204H8V202H7V206L5 207L6 209L5 210H7V212L11 215H14V214H17V213H19L18 212V208H19V206H22V205H25L26 204V202L25 203H23V202H20V204L18 205L17 203H14V204H16V205H12L11 204ZM96 202V201H95ZM105 202V201H104ZM105 202V203H106ZM139 202H143V201H139L138 200V203ZM252 202H254V201H251V203ZM258 202V201H257ZM29 203V202H28ZM31 203H33V202H31ZM88 203V204H87ZM98 203H99V201H98ZM102 203V202H101ZM105 203H104V205H105ZM242 203V202H241ZM245 203V202H244ZM30 204V203H29ZM28 204V205H29ZM97 204V203H96ZM127 204H131V205H127ZM143 203H141V205H142ZM226 204V205H227ZM243 204V203H242ZM256 204V202L252 205V204H250L249 206H254ZM258 204V203H257ZM256 204V207L258 206ZM6 205V204H5ZM53 205V206H52ZM103 205V207H108L107 205L106 206H104ZM145 205H147V204H145ZM198 205V206H197ZM199 205H201V207H199ZM225 205V206H226ZM244 205V204H243ZM263 205V204H262ZM32 206V205H31ZM97 206H99L98 204H97ZM102 206V205H101ZM100 206V207H101ZM148 206V205H147ZM228 206V205H227ZM226 206V207H227ZM96 207V206H95ZM145 207V206H144ZM150 207V206H149ZM226 207H225V209H226ZM229 206H228V209L230 208ZM245 207H247V204H246V206ZM102 208V207H101ZM140 208V207H139ZM141 208H142V210L143 209H145V208H143L142 206H141ZM243 208V207H242ZM251 208V207H250ZM262 208V207H261ZM264 208V207H263ZM4 209V208H3ZM103 209V208H102ZM138 209V208H137ZM172 209H174V208H172ZM245 209H247V208H245ZM244 209V210H245ZM255 209V208H254ZM32 210V209H31ZM31 210H29V211H31ZM146 210V209H145ZM220 210V209H219ZM227 210V209H226ZM236 210V212H238ZM243 210V211H244ZM251 211H253L252 210V208L250 209ZM261 210V209H260ZM259 210V212H261ZM1 211H3V210H1ZM140 211H141V209H140ZM140 211H138V213L140 212ZM148 211V210H147ZM169 211V212H168ZM203 211V212H204ZM221 211V210H220ZM230 211V210H229ZM232 211V210H231ZM234 211V210H233ZM242 211V212H243ZM247 211V210H246ZM249 211V210H248ZM247 211V212H248ZM255 211V210H254ZM263 211H264V209H263ZM262 211V212H263ZM27 212V211H26ZM25 212V213H26ZM134 212V211H133ZM168 212V213H167ZM202 212V211H201ZM200 212V213H201ZM215 212V211H214ZM219 212V211H218ZM228 212V211H227ZM7 213V214H8ZM14 213V214H13ZM21 213V212H20ZM23 213H24V211H23ZM23 213H21V214H23ZM24 213V214H25ZM32 213H33V211H32ZM41 213V212H40ZM100 213H102V212H100ZM129 213H131V212H129ZM200 213H198V214H200ZM223 213H225V212H223ZM230 213V212H229ZM228 213V214H229ZM232 213V212H231ZM240 213V212H239ZM249 213V212H248ZM258 213V212H257ZM256 213V214H257ZM264 213V212H263ZM3 214V213H2ZM8 214V215H9ZM97 215V218H95L94 219V215ZM136 214V213H135ZM140 214V213H139ZM143 214V212H142V214H140V215H144ZM202 214V213H201ZM206 214H208V213H206ZM221 214V213H220ZM219 214V215H220ZM251 214V213H250ZM35 215H34V218H36L35 217ZM42 215V214H41ZM130 215V214H129ZM213 216L215 215V214H212ZM216 215L217 216H219L217 213H216ZM227 215V214H226ZM225 215V216H226ZM233 215H234V212H233ZM238 215V214H237ZM240 215H241V213H240ZM240 215H238V216H240ZM252 215V214H251ZM258 215V214H257ZM256 215V216H257ZM25 216V215H24ZM33 216V215H32ZM31 216V217H32ZM133 216V215H132ZM205 216V217H204ZM209 216H211V213H209ZM209 217V218H216V216H214V217ZM232 216V215H231ZM235 216H236V214H235ZM243 216H244V214H243ZM5 217V216H4ZM10 217H12V216H10ZM19 217V216H18ZM22 217V216H21ZM30 217V218H31ZM129 217H130V220H129ZM201 217V218H202ZM230 217V216H229ZM241 217V216H240ZM239 217V218H240ZM260 218H261V225H264V214H262V216H259ZM13 218H15V216L13 217ZM37 218H38V216H37ZM36 218V219H37ZM133 218V217H132ZM138 218V217H137ZM209 218H208V222H209ZM215 218L213 219V220H215ZM219 218H222V220H220V221H223L224 219H223V216L222 217H218V219ZM249 218V217H248ZM9 219V218H8ZM23 219V218H22ZM26 220H27V218H25ZM94 219V220H93ZM217 219V221L219 222V220ZM226 219V218H225ZM250 219V218H249ZM248 219V220H249ZM13 220V219H12ZM34 220V219H33ZM107 220V219H106ZM105 220V221H106ZM135 220V219H134ZM212 220V219H211ZM247 220V219H246ZM248 220H247V223H246V225L248 224ZM14 221V220H13ZM28 221V220H27ZM35 221H37V220H35ZM55 221V220H54ZM53 221V222H54ZM99 221V220H98ZM110 221V220H109ZM116 221H118L117 219H116ZM200 221H202V220H200ZM226 221V220H225ZM225 221H223V223H227V222H229V221H231V220H229V221H227V222H225ZM233 221V220H232ZM251 221V220H250ZM258 221H259V219H258ZM21 222V221H20ZM46 222V223H47ZM108 222V221H107ZM112 221H110V223H111ZM120 223H121V221H119ZM215 222H216V220H215ZM215 222H214V225H216V227L218 226V224L216 223L215 224ZM235 222V221H234ZM234 222L232 223L233 224V226H235V224H234ZM237 222V221H236ZM242 222V221H241ZM257 222V221H256ZM9 223V222H8ZM23 223V222H22ZM39 223V222H38ZM45 223V224H46ZM55 223V222H54ZM54 223H51V224H54ZM59 223V224H60ZM82 223H81V225H82ZM96 223H97V221H96ZM118 223V222H117ZM119 223V224H120ZM161 223H163L164 224V226L166 227V228H163V225L161 224ZM220 223H222V222H220ZM239 223V222H238ZM238 223H236V225H238ZM244 223V224H245ZM252 224L251 225H248L249 227H253L252 225H253V222H251ZM255 223V222H254ZM24 224V223H23ZM27 226H26V228H24V229H20V230H18V233H19V236H20V238H22V241H23V245H25V244H28V246L30 245V247L31 248H33V246H35L36 245V243H35V240H36V238L38 237V236H40L39 234L40 233H38L37 231L36 232H34L33 230V222L30 220L29 222H27V223H25ZM41 224H43V223H41ZM89 224V223H88ZM87 224V225H88ZM93 224V223H92ZM94 224H95V222H94ZM99 224V223H98ZM106 224H108V223H106ZM112 224V223H111ZM125 224H128V222H126ZM133 224V225H132ZM130 226H131V228L133 227V228H135L136 229V227L139 225V223H138V219H136L135 220V222H133ZM231 224V225H232ZM240 225H239V227L241 228H243V225L241 226V223H239ZM250 224V223H249ZM50 225V224H49ZM48 225V226H49ZM84 225V224H83ZM89 225H91V222H90V224ZM231 225L229 224V226L231 227ZM94 226V225H93ZM92 226V227H93ZM128 226V225H127ZM220 226L221 227H223V225L222 224H220ZM220 226H218V227H220ZM227 226V225H226ZM225 225H224V227H226ZM19 227V226H18ZM21 227H23V226H21ZM53 227V226H52ZM51 227V228H52ZM80 227V226H79ZM87 227V226H86ZM91 227V226H90ZM89 227V228H90ZM98 227V226H97ZM140 227V226H139ZM170 226H169V229L171 228ZM229 227V228H230ZM238 227V228H239ZM245 228H249V227H246V226H244ZM255 227V226H254ZM10 228H12V226L10 227ZM34 228H35V226H34ZM39 228V227H38ZM46 228V227H45ZM50 228V227H49ZM82 228H84V226L82 227ZM162 228L163 229H165V230H163V231H161L162 230ZM172 228L170 229L171 231H172V233H173V235H174V230H172ZM227 229H228V227H226ZM226 228H224L225 230H226ZM234 228V232H235V230L236 229H238V228H236L235 229V227H233ZM256 228V227H255ZM1 229V228H0ZM6 229V228H5ZM12 229H14V228H12ZM96 229V228H95ZM168 229V230H169ZM177 229V230H176ZM220 229H222V228H220ZM223 229V230H224ZM246 229V230H247ZM251 229V228H250ZM250 229H248V233H249V230ZM263 229V228H262ZM2 230H3V228H2ZM1 230V231H2ZM8 230H9V228H8ZM11 230V229H10ZM9 230V232H11ZM15 230V229H14ZM14 230H12V232L14 231ZM17 230V229H16ZM50 229H46L41 235H42V238L41 239H39V240H41V241H43V245H41V244H39V243H41V241L35 246V248H34V251H31V255L28 257V255H27V257L28 258H24L23 257V254H21V250L20 251H18V250H16L17 248L16 247H14V246H8V248H7V250L8 251H6L5 250V252L3 251V253H5V254H3L4 256H2V254H1V257H0V264H35V263H37L38 261V258H37V256H39L40 254H41V252H40V250L41 251H45V252H42L43 254H47L49 257H51L50 255H52V260L54 261H52L51 260V263L53 262V263H56V264H73V262L74 261H76V260H74L73 258H71V256H70V254L67 252V249H66V246H65V243H64V240L65 239H63V236L64 235H67V234H58V236H56V238L54 237L53 238V236H51V233H50V231H49ZM52 230V229H51ZM54 230V229H53ZM63 230V229H62ZM77 230V229H76ZM127 230H129V228L127 229ZM167 230V231H168ZM168 231V232H170V234H172L171 233V231ZM229 230H233L232 228H230ZM243 230H244V228H243ZM241 231L240 229L239 230H236V231H240V233L241 232H244V231H246V230H244V231ZM252 230V229H251ZM264 230V229H263ZM0 231V232H1ZM86 231V230H85ZM89 231H91V228H90V230ZM107 231V230H106ZM167 231H166V233H167ZM220 231H222V230H219V232ZM261 231V230H260ZM6 232V231H5ZM11 232V233H12ZM52 232H54V234H55V231H52ZM64 233H65V231H63ZM84 232V231H83ZM219 232H216V234H215V236H218V240L219 239H221V238H223V236H224V232H223V235H221ZM257 232H258V229H257ZM256 231H254V228H253V233H257ZM7 233V232H6ZM16 233V232H15ZM74 233H75V231H74ZM73 233V234H74ZM87 233V232H86ZM222 233V232H221ZM226 233H227V231H226ZM230 233V232H229ZM228 233V234H229ZM239 233V232H238ZM239 233V234H240ZM246 233V232H245ZM244 233V234H245ZM252 233V235L253 236H255V235H257L258 236V233L257 234H253ZM261 233V232H260ZM17 234V233H16ZM77 234V233H76ZM137 234V233H136ZM165 234V233H164ZM170 234H168V235H170ZM243 234V233H242ZM250 234V233H249ZM12 235V234H11ZM78 235H79V233H78ZM209 235V236H208ZM237 235V234H236ZM245 235H247V233L245 234ZM251 235V234H250ZM251 235V236H252ZM4 236H5V234H4ZM3 236V237H4ZM12 236H14V234L12 235ZM155 236H156V238H155ZM160 236V237H159ZM178 236H179V238L181 239H179L178 238ZM212 236V235H211ZM226 236V235H225ZM229 236V235H228ZM65 237H67V236H65ZM64 237V238H65ZM91 237V236H90ZM140 237V236H139ZM164 237H165V235H164ZM167 237V236H166ZM165 237V238H166ZM169 237V236H168ZM237 237H240V236H238L237 235ZM248 237H250V236H248ZM1 238V237H0ZM78 238H79V236H78ZM164 238V239H165ZM226 238H228V237H226ZM14 239V238H13ZM38 239H37V241H38ZM75 239V238H74ZM81 239H82V237H81ZM162 239H163V237H162ZM235 239V238H234ZM19 240V239H18ZM66 240H68V239H66ZM77 240V239H76ZM75 240V241H76ZM142 240H143V238H142ZM190 240H192V241H190ZM217 240V241H218ZM230 240V239H229ZM1 241H3V240H1ZM4 241H6V240H4ZM3 241V242H4ZM79 241V240H78ZM118 241V240H117ZM163 241V240H162ZM188 241H190V244L191 245H189V243H188ZM244 241H246V240H244ZM2 242V243H3ZM69 242V241H68ZM103 242V241H102ZM101 242V243H102ZM143 242V241H142ZM219 242V241H218ZM231 242V241H230ZM248 242V241H247ZM1 242H0V244H2ZM34 243V245H32ZM80 243V242H79ZM109 243V242H108ZM122 243V242H121ZM150 243H149V246H150ZM232 243V242H231ZM231 243H230V245H231ZM234 243V242H233ZM239 243V242H238ZM7 244H9V243H7ZM99 244V243H98ZM122 244V245H123ZM239 244H241V243H239ZM5 244L3 243V246H4ZM22 245V246H23ZM70 245V244H69ZM101 245V244H100ZM121 245V244H120ZM122 245H121V247H122ZM180 245V244H179ZM229 245V244H228ZM234 245L236 246V243H234ZM244 245V244H243ZM247 245V244H246ZM3 246H2V248H3ZM27 246V245H26ZM25 246V247H26ZM109 246V245H108ZM117 246V245H116ZM220 246H221V244H220ZM222 246H226V245H224V243H223V245ZM221 246V247H222ZM24 247V248H25ZM99 247V246H98ZM110 247H112V246H110ZM114 247H115V245H114ZM118 247V246H117ZM154 247H156V246H154ZM154 247H153V249H154ZM5 248V249H6ZM157 248V247H156ZM235 248H238V247H235ZM69 249V248H68ZM106 249V248H105ZM119 250H120V247L118 248ZM227 249V248H226ZM238 249H240V248H238ZM73 250V249H72ZM108 250H111V249H108ZM107 250V251H108ZM121 250H122V248H121ZM179 250V251H180ZM233 250H235V249H233ZM237 250V249H236ZM26 251V250H25ZM89 251H90V248H89ZM106 251V250H105ZM116 250H114L113 249V254L114 253H116V254H118L117 252H121V251H116ZM135 251V252H136ZM173 251V250H172ZM178 251V252H179ZM230 251H232V250H230ZM239 251V250H238ZM23 252V251H22ZM27 252V251H26ZM94 252V251H93ZM166 252V251H165ZM199 252L201 253H204V255H201V254H199ZM83 253V252H82ZM87 253V252H86ZM101 253V252H100ZM103 253V252H102ZM122 253H124V252H121V254ZM129 253V252H128ZM133 253V252H132ZM180 253V252H179ZM178 253V254H179ZM234 253V252H233ZM240 253V252H239ZM252 253H253V255H252ZM27 254H29V252L27 253ZM88 254V253H87ZM90 254V253H89ZM92 254V253H91ZM95 254V253H94ZM104 254H106V253H104ZM103 254V255H104ZM111 254H112V252H111ZM159 254V253H158ZM175 254H177V253H175ZM243 254V255H244ZM26 255V254H25ZM24 255V256H25ZM42 255V254H41ZM72 255V254H71ZM75 255V254H74ZM107 255V254H106ZM124 255V254H123ZM125 255H127V254H125ZM134 255H135V253H134ZM170 255V257H171V255L173 256V254H169ZM168 255V256H169ZM181 255V254H180ZM199 255H201L200 257H199ZM237 255V254H236ZM241 255V254H240ZM240 255H239V257H240ZM73 256V255H72ZM82 256V255H81ZM114 256V255H113ZM112 255L110 256V257H113ZM116 256V255H115ZM128 256V255H127ZM136 256V255H135ZM152 256V255H151ZM158 256V255H157ZM168 256H167V259H168ZM176 256V255H175ZM185 256V255H184ZM185 256V257H186ZM252 256V257H251ZM254 256V257H253ZM4 257V258H3ZM41 257V256H40ZM42 257H44L43 255H42ZM47 256H45V258H46ZM49 257H47L48 259H49ZM76 257V256H75ZM104 257V256H103ZM105 257H107V256H105ZM123 257V256H122ZM130 257V256H129ZM128 257V258H129ZM138 257V256H137ZM152 257H155V256H152ZM158 257H160V256H158ZM162 257V256H161ZM233 257L235 258H237L238 260H236V259H233ZM83 258H84V256H83ZM89 258V257H88ZM109 258V257H108ZM114 258H116V257H114ZM117 258H118V256H117ZM124 258V257H123ZM133 258H134V256H133ZM142 258V259H143ZM148 258H149V256H148ZM147 258V259H148ZM151 258V257H150ZM163 258H165V257H163ZM173 259H175L174 258V256L172 257ZM37 259V260H36ZM96 259V258H95ZM125 259H127V258H125ZM132 258H129V260H131ZM135 259V258H134ZM133 259V260H134ZM141 259V258H140ZM159 259V258H158ZM170 259V258H169ZM177 259V258H176ZM205 259V258H204ZM46 260V259H45ZM74 260V261H73ZM82 260V259H81ZM80 260V262L82 263V261ZM106 260H107V258H106ZM106 260H105V263H106ZM120 260V259H119ZM132 260V261H133ZM145 260H146V258H145ZM149 260V259H148ZM153 260V259H152ZM161 260H163V259H161ZM40 261V260H39ZM47 261H49V260H47ZM79 260H77L76 261V263L78 262ZM104 261V260H103ZM102 260H101V262H103ZM110 261V260H109ZM121 261V260H120ZM150 261V260H149ZM149 261H148V263H149ZM158 261V260H157ZM175 261V260H174ZM206 261V260H205ZM50 262V261H49ZM80 262H78L77 264H80ZM94 261H91V262H87V263H85V261H84V263L83 264H95V263H93ZM108 262V261H107ZM113 262V261H112ZM111 262V263H112ZM126 262H127V260H126ZM145 262V261H144ZM200 262V263H199ZM203 262V261H202ZM207 262V261H206ZM52 263V264H53ZM75 263V264H76ZM100 263V262H99ZM104 263V264H105ZM110 263V264H111ZM164 263V262H163ZM171 263V262H170ZM204 263V262H203ZM38 264H39V262H38ZM116 264V263H115ZM119 264V263H118ZM128 264V263H127ZM136 264V263H135ZM174 264H176V263H174ZM207 264V263H206Z\"/></svg>","mask_w":264,"mask_h":264},{"label":"rangeland","instance_id":"rangeland-1","mask_svg":"<svg viewBox=\"0 0 264 264\" xmlns=\"http://www.w3.org/2000/svg\"><path fill=\"white\" fill-rule=\"evenodd\" d=\"M6 2V1H8L7 2V4L9 3H11L10 1H12V3H14L15 5H17L16 3H18V2H20L19 0H1L0 2H1V5L3 4V6H4V3L3 2ZM14 1V2H13ZM27 2V5L29 6V9L31 8L32 9V7H30V5H32L34 8L32 9V13H33V11H34V13H36V11H40L41 13H43L45 16H44V19H43V15H41V13L39 14V13H37L38 15H39V17H37V18H40V16H42V19H43V21H47L48 20V18H49V20H51L53 17V19H52V21L56 18L57 19V17H58V19L56 20H54V21H56V23L55 22H53L54 24H52V21H51V23L49 24L50 25V27L48 28L47 27V30L48 29H50V30H45L46 29V27H45V24L44 23H41L40 21H38L39 19H34V17H32V13H28V15H30L31 14V17L34 19V21L32 22V18H30L31 20H29V18H27L26 20H25V22H24V18H26V16H27V12H29L30 10H28V11H26L28 8L26 7L27 5H26V2ZM23 0L21 3H23V4H21V3H18V5L16 6V7H14V8H16V10L15 11H17V12H19L20 14L23 12V13H25V11H26V16H25V14H24V18L21 16V15H19V13H18V15H17V13L16 12H14L13 11V14H14V16L12 15V13H10L14 8H13V4H12V6H11V4H10V6H9V4L7 5L6 4V6H4L5 8H2L1 7V9H0V19H2V21H3V23H1L0 24V33H1V35H0V52H1V54H0V68L2 69V71L0 70V76L2 77V74L4 73H6L5 74V76H4V74H3V77L2 78H0V82H5L4 84L3 83H0V101H2L3 99V102H4V105L6 106V105H8L9 104V106H4V110H5V112L6 111H8L7 112V114L9 113V115H8V117L10 116V119L12 120V118H13V120L12 121H14V119H19V120H16V121H14L15 123H16V125H17V127H18V125L19 124H21V125H19V128H17V130H13V132L12 131H6V132H4V129H2V128H0L1 129V131H0V145H2V144H6V143H9V147H10V149H9V151L10 150H12V153H16L17 152V150H19L20 148H21V146H24V145H28L29 147H28V149H30V150H28V153L30 154V156L32 157H38L41 161L43 160L44 162V164H45V166H47V169L48 170H46V172H45V176L44 175H42V174H44V172L42 171V176H44L43 178L41 177V178H39V179H41V181L37 184H33V185H24L23 186V190L24 189H26V190H22L21 188H20V190L18 191L16 188H15V186H17V184H16V182L18 181L17 179H15V178H12V170H13V168H12V170H10V168H5L6 169V171L8 170L10 173H8V175H6L4 178H2L3 176H1L0 175V188H2V189H0V231L2 230V228H3V230L0 232V242L2 243L4 240H6V241H4L3 243L5 244L4 246H3V243L2 244H0V257H1V254H2V256H4L3 254H5L6 252H5V250L6 251H8L7 250V248H8V246L10 247V246H14V247H16L17 249L16 250H18V251H20L21 252V254H23V257L24 258H28L32 253H31V251H34V248H35V246L41 241V240H39V239H41L42 238V233L47 229H50L49 231H50V233H51V236H53V238L55 237L56 238V236H58V234L60 235V234H67V235H64L63 236V239H65L64 240V243H65V246H66V249H67V252L70 254V256H71V258H75L74 260H79L78 262H80V260L82 261V263L80 262V264H83L84 263V261H85V263H87V262H91V261H94L93 263H95V264H104L105 263V260H106V258H107V260H106V263L105 264H110L112 261V263L111 264H174V263H176L177 264V262L176 261H178V258H180V256H181V258L180 259H182L183 257L184 258H187V253H189V251H186V249H184V250H182V253H181V250H180V247H181V243L180 242H178V240H177V237L175 236V235H177L178 233H179V235H181L180 234V232L177 230V234H175L176 233V231H175V227L174 228H172L171 227V225H173V223H171V225H169V224H165V226L167 227V229L165 230V229H163V228H166L165 226H164V224L163 223H161L162 225H163V228H162V230L161 231H163V230H165L164 232H161V233H159V235L160 234H162L163 233V239H162V237H160L159 239H155V241H158V240H160V242L158 241V242H153V239H152V241H151V243H150V246H149V243H148V245H147V248H148V252H147V254H146V256H145V258H146V260H145V258H143L144 256L141 254V253H139L138 252V254H137V251L135 250V249H129V248H126V245L125 244H128V242L129 241H127V240H129V239H131V238H133V236H129V235H131V231L132 232H135V237H136V239H137V242H138V245H143V244H145V240H146V238H144L146 235H145V233H146V231L144 232V230H145V227L144 228H142V230H140V228L141 227H143V225H141L142 223L143 224H145L144 222L145 221H142V220H144V219H139V218H145L144 216H146L150 211H152V209L154 208V200H153V198L151 199L152 200V202L154 203L152 206H153V208H152V206H151V203H150V201L151 200H149L150 199V197H151V195L148 193H144L143 195H141V196H147L146 198H147V200L145 199V197L143 198V197H139L138 198V200L140 201H143V202H139L138 203V200H137V204H136V207L138 208H130L129 207V210H128V216H130L131 217V219L132 220H130V217H129V220L130 221H126V222H128V224H125L126 222L125 221H123V219L121 218V220H119L120 218H118L117 216H108L107 218H106V216H105V218H104V220L103 219H101L100 220V218H103L104 217V215H105V213H106V209L107 210H109L110 208H112L114 205H112V203L113 204H115V205H118L119 204V206H120V201H119V199L121 198V197H123L124 195L123 194H126L125 193V191H127V187H125V185H124V183L122 182L121 183V181L122 180H117L116 179V181H117V183H121L122 185H120V184H118V185H116L115 184V179L113 180H111L109 177L110 176H107V174H102L101 175V177L99 178H96L95 179V182H93V185H90L89 184V180L92 178V175L94 174V171H91V172H87V173H85L84 174V176H80V180H79V182H82V184H81V191L82 192H86V191H88V190H90L91 191V189L93 188H95L94 190H96L97 191V193L95 194V199L93 198V197H91L90 199H89V201H88V203L89 204H92L93 202H94V204H92V205H94V211L95 212H97L96 211V209L98 210L99 208V212L98 213H96L97 215H98V217L99 218H97V215L95 214L94 216V219L95 218H97L98 220H96L95 219V221H90L91 222V225H89L90 224V222H87V223H82V222H80V225H78V226H76V228L74 229H69V230H64L65 228H63V225L61 226V223H60V221L58 222V221H56L57 220V217L56 216H58V215H56L57 213H56V211H52V214L54 215V222L53 221H51V223H54V224H51L50 222L48 223L47 221H45L44 220V213L42 212V211H40L39 212V214H37V215H35L34 214V212H35V210H34V208H35V204H34V200H36V198H38L39 196L40 197H42V195H44V194H47L48 192H49V189L48 188H50V185H52L51 186V188H55L56 187V185L59 187V185H62L61 184V182L63 181V179L65 178V172L67 171V169H69L70 167L68 166V168H67V166H65V167H63V165L62 166H59L58 167V165H56L55 163H56V160H58V159H60V160H62L63 158H62V156L65 158V157H67V155L66 154H62L61 153V151L59 150V148L62 146V138H60V135H55L54 133H52L51 131H49V129H47V126H49V124H52V122H59L60 121V118H61V121H62V114H56V115H41L40 116V118L38 117L37 119L33 116V114H32V112L34 111V110H39L41 113H44V111H46V110H51L52 109V107L54 108V107H56L57 105H58V102L60 103L61 102V99L62 100H64L63 98H65V97H67L68 98V96L67 95H74V97L73 96H71V97H73V98H77V99H75V100H77V101H80L79 99H81V101L79 102V103H81V104H83L84 106H85V108H87V109H89V108H94L95 106V108L94 109H96L97 107H98V110H103V109H106L107 108V105H110V104H108V102H110V103H115V99L117 98V97H120V92L118 91V89H119V87H120V89H121V83L122 82H125V79H126V83H128L129 82V84H130V86L132 85V84H134V85H132V86H136V88H130L131 90H134V92H132V95L131 96H128V97H120L119 98V100L121 101V99L123 100V101H119L120 102V104H119V102L117 101L118 100V98L116 99V102H117V108L119 109V106H120V108L122 109H119L120 111H123V114H124V116L125 117H131L132 116V114L130 113V111H127V112H125L126 110H129V108H130V106H127L126 107V104H128V101H129V98L130 97H132V96H136L135 98H139V96H141V98H144V99H146V96H147V98L151 95L152 97L155 95H157L156 97H158L159 95V98L160 99H162V100H165L166 102L168 101H170V100H172L171 102H167V104H169L170 105V103L173 105V101H177L176 103H174V104H176L174 107H177L180 103H179V100H180V102L182 101V97L184 96H186V95H188V93H190L189 91H187L188 89H191V87H192V89L190 90L191 92H193L195 89L197 90V91H195L194 92V94L196 93V92H199V95H200V89L201 90H203L202 92L206 95V96H208V97H210L211 95H214L213 93L215 92V90H212V91H214L213 93H212V91H210L211 92V94H209V91H206L208 88H209V85H211L210 87L211 88H215V89H217L220 85V81L222 80V79H224V78H226L227 77V79L228 80H233V81H238V79H239V77H240V75H238L240 72H242V73H240L241 74V76L243 75V77H246V76H244L245 74L243 73V72H245L246 71V68L248 67V65H249V63H250V61L251 60H254V61H257V59L258 60H263L264 59V57H263V59H262V56H264V36H263V38L261 37V39L260 40H262V42L260 41V42H258V40L257 41H255V40H253L252 41V43H254L253 45H255V47L257 46V45H259V47L260 48H263V49H256L255 51H254V56L252 57V55L250 56V58L249 57H246V58H244V57H242V60H241V58H235L234 56H232V55H229V54H226V58H225V60H224V62H225V64H223V65H219V67H214V66H212L211 68L213 69V68H215V69H213V70H210L211 68H209V70L207 69L209 66H205V64H204V59L201 61V58H198V56H196L197 57V59H196V61L195 60H192V62L190 63V67H198V65H199V69H201L202 68V71H204V72H201V73H204L203 75L200 73V75L198 74L200 71H198L199 69L197 68L196 70L198 71H195L193 68H190L189 66V68L187 67V69H185V67H180V69L178 68V70H176L177 69V65H175L174 63H173V61H172V63H171V67L170 66H166V60L165 59H162L163 60V62H165L166 64H165V67H166V69H165V67H163V63H161V65L159 64L160 62L159 61H161L162 62V60H160L159 58V60H157L156 59V61H154L153 59L154 58H152V60H150V59H147V58H144L145 57V55H144V53H142V52H137V51H135L134 53H137V54H135V56L133 55L134 53H132V52H127V53H129V54H127L126 53V51H128L129 49H127V50H124V52H125V54H127V56L129 55H132V56H130L131 57V63L129 64V65H127V67H126V64H125V67L123 66V63H120L119 61L121 60L122 61V57L124 56V55H122V57H121V55H120V60L118 61V59L116 58V57H111L112 56V52L110 51L111 49L110 48H108L109 46L108 45H106V49H103V46H105V45H101V47L102 48H100V45L99 44H95V47H93L94 46V44L93 43H89V41L85 38V36H87L88 34L86 33V29L90 32V29L91 28H89V27H91V26H89L88 27V25H89V21L90 20H93V18H94V15H92L93 14V12H91L90 11V8H89V10H88V6H89V3H87L88 1L87 0H85V2H84V0H81V1H83L84 3H85V5L87 6V9H86V6L84 5V3H82L81 1H80V3L78 2V3H75L76 5H73L72 4V2H74V1H72L71 2V4L73 5V7L74 6H76L74 9H76L77 7L79 8V9H76V10H78V13H79V11H80V8H81V10H83V9H86V11L85 10H83V11H85V12H87V10H88V12L89 13H87L89 16H87V14H86V16L87 17H84V18H88V22H87V24L88 25H85V23L83 22V21H87V19H83L82 17H83V15L84 14H82V12L83 11H80V13H81V15H82V17H79V16H81L80 15V13H79V16L77 17V15H78V13L76 14V10H74V11H76L75 13L73 12H71V9H72V5H70L69 3V1L68 0H64V4L61 2V0H59V2H58V0H56V1H53V0H35V2H34V0L32 1V0ZM30 1H32V2H30ZM63 1V0H62ZM76 2L78 1V0H75ZM87 1V2H86ZM132 1H134V0H132ZM149 1V2H148ZM157 1V0H156ZM220 1V2H219ZM219 1H214L213 2V4H216V5H213V6H211V7H208L209 9L210 8H212L211 9V13H213L214 11V9H215V7H217L218 5L217 4H219L220 3V6H218V8L217 9H215V12H216V10H218L219 11V13H221V14H217V12H216V14L218 15H216V17H217V19H214V16H215V12H214V15L212 16L211 15V13H210V15H207V16H205V17H209V16H212V18L215 20V21H213V19L212 18H210L209 17V20H207V18H205L204 17V15L202 16V17H204L205 19V21H210V22H208V24L210 23L211 24V22L213 21V23L210 25V26H208V24H206V22H204V21H202L203 20V18L201 19V24H206V26L205 25H203L204 27H203V29L205 28H211V30H210V28L208 29H206V30H208V31H204V32H208V34L207 35H209V36H207V35H205V37L207 36V37H209V38H207L206 37V39L208 40V42H209V45H210V47H208L207 46V48H206V50L207 49H212L211 51L210 50H207V51H204L203 49L204 48H202L200 51H202V52H205V54H208L207 52H211L212 54L214 53L213 51H215V50H213V46H215V49H218V50H216L215 51V54L216 53H218V51H219V46H220V48H221V46L224 44V40H222V37L223 36H221V35H223L224 34V32H222V31H219V30H221V29H223L224 27H221V26H224L225 24V27H227L228 26V24H229V21L228 20H231V19H229V18H231V15L227 12V10L226 9H228V8H226V7H228V4H227V6H226V3H225V1L223 2V0H219ZM221 1H222V3H221ZM30 2V4H28ZM38 2V3H37ZM49 2V3H48ZM52 2V3H51ZM56 2V3H55ZM66 2H69L68 4L66 3ZM135 3L137 2H147L148 4L151 2L152 3V0H144V1H138V0H135L134 1ZM153 2H155V0L153 1ZM227 2V1H226ZM41 3V4H40ZM48 3V4H47ZM58 3V4H57ZM60 3H62V4H60ZM66 3V4H65ZM141 3V4H142ZM150 3V4H151ZM224 3H225V6H222V5H224ZM35 4V5H34ZM39 4V5H38ZM45 4V6H42V5H44ZM49 4H51L50 6H49ZM56 4V5H55ZM81 5V6H77V5ZM140 4V5H141ZM144 4V3H143ZM146 4V3H145ZM149 4V5H150ZM27 8H25L24 6ZM63 5V6H62ZM68 5H70V6H68ZM84 5V6H83ZM139 5V4H138ZM19 6V7H18ZM39 6H41V7H39ZM62 6V8L64 7V6H66L67 7V11L66 10H63L62 8L60 9V7ZM20 7H22L21 9H20ZM45 7V8H44ZM46 7H48V8H46ZM50 7V8H49ZM66 7H64L65 9H66ZM221 7V8H220ZM7 8L9 9V10H11L10 12H9V10H7ZM17 8H18V10H17ZM24 8L26 9L25 11H23L24 10ZM42 8V9H41ZM53 8V9H52ZM208 8H207V10H208ZM214 8V9H213ZM6 10V11H8V12H4V11H1V10ZM19 9L21 10V11H19ZM46 11H44V10ZM57 9V10H56ZM70 9V10H69ZM222 9V10H221ZM223 9H225V10H223ZM36 10V11H35ZM42 10V11H41ZM48 10V11H47ZM51 10V11H50ZM63 10V11H62ZM206 10V9H205ZM205 10L203 11V13L205 14H207V12H205ZM50 11V12H49ZM64 11H66V12H64ZM72 11H73V9H72ZM209 11V10H208ZM221 11H223V12H221ZM60 12V13H59ZM70 14H69V13ZM210 12V11H209ZM208 12V13H209ZM226 12H227V14H228V17H227V14H226ZM16 13V14H15ZM22 13V14H23ZM51 13V14H50ZM67 14V15H63V14ZM84 13V12H83ZM202 13V12H201ZM224 13V14H223ZM8 16H7V15ZM11 14V15H10ZM48 14H49V16H48ZM56 14V15H55ZM69 14V15H68ZM72 14V15H71ZM226 14V15H225ZM2 15V16H1ZM15 15H17V16H19V18L16 16L15 17ZM38 15H33V16H38ZM60 15H61V17H60ZM92 15V17L89 19V17ZM221 16V18H224V20H222L221 22H220V20H219V18H220V16ZM3 16H4V18H3ZM12 16V17H11ZM22 18H21V17ZM70 18H69V17ZM75 18H74V17ZM85 16V15H84ZM222 16H224V17H222ZM15 17V18H14ZM28 17H30V16H28ZM46 17H48V18H46ZM165 17H167V16H165ZM164 17V20L166 19ZM215 17V18H216ZM11 18H13V19H11ZM17 18H18V20H17ZM45 18H46V20H45ZM62 18V19H61ZM64 18V19H63ZM72 18V19H71ZM79 18V19H78ZM225 18H226V20L228 21V22H225ZM20 19V20H19ZM67 19V20H66ZM70 19V20H69ZM74 19H75V21H74ZM82 19H83V21H82ZM8 20V21H7ZM13 20H15V21H13ZM35 20H36V23H40V26L42 25V26H44L43 28L42 27H38L39 26V23L38 24H36L35 23ZM40 20H41V18H40ZM1 21V22H2ZM23 21V22H22ZM29 21H31V22H29ZM217 21V22H216ZM4 22H8L7 24L6 23H4ZM13 23V26H16V27H18L19 26V28H20V30L21 29H23V34H22V36L23 35H25V36H29L30 38H28V39H30V40H32L33 39V41H32V43L31 42H29L30 40H28L27 39V42L26 41H24V42H22V43H24V44H22L21 43V41H23V40H25L27 37H24V39L22 38V36L19 38V39H14V38H8L7 39V37H8V35L7 34H5V32L7 31V29H6V31L5 30H2V29H5L4 27H6L9 23ZM28 22V23H27ZM48 22H50V21H47V24H48ZM57 22H58V24H59V22H61L60 24V26L62 27V28H60L58 25H57ZM65 22V23H64ZM215 22H216V25H215ZM219 22H220V24H219ZM224 22V24H222ZM11 23V24H12ZM24 23V24H23ZM35 23V25H33ZM46 23V22H45ZM80 25V26H82V27H80L78 24ZM80 23H82V24H80ZM15 24V25H14ZM29 24V26H27ZM44 24V25H43ZM55 25L56 24V26L58 27V29H60L59 31L57 30V32H55L56 31V28H55V26L53 27L52 25ZM68 24V25H67ZM70 24V25H69ZM76 24V25H75ZM83 24L85 25V26H87L86 27V29H84L83 30V28H84V26H83ZM217 24H218V26L220 25V27H219V29H218V26H217ZM3 25V26H2ZM6 25V26H5ZM31 25V26H30ZM73 25V26H72ZM3 28H2V27ZM22 26V27H21ZM26 26V27H25ZM32 26L35 28H32ZM52 26V27H51ZM72 26V27H71ZM215 27L214 28V30H213V28L212 27ZM37 27V28H36ZM64 27V28H63ZM67 27V28H66ZM76 27H78V29L76 28ZM2 28V29H1ZM39 28V29H38ZM45 28V29H44ZM55 28V29H54ZM30 29V30H29ZM52 29V30H51ZM55 31H54V30ZM190 30V27L188 28V26H185V30ZM218 29V31H216ZM225 29V28H224ZM25 30H27V31H25ZM29 30V31H28ZM39 32H38V31ZM45 32H44V31ZM67 30H68V32H67ZM69 30L71 31V32H69ZM74 30V31H73ZM81 30H83L82 32H81ZM215 31V32H213V31ZM5 31V32H4ZM22 31V30H21ZM50 31V32H49ZM52 31V32H51ZM78 31V32H77ZM211 31V32H210ZM27 32V33H26ZM29 32H31L30 34L31 35H29ZM41 32V33H40ZM44 32V33H43ZM48 32V33H47ZM67 32V33H66ZM74 32H76V33H74ZM85 32V33H84ZM88 32V33H89ZM217 32V33H216ZM218 32H221V33H223V34H220V33H218ZM7 33V32H6ZM54 35H53V34ZM57 33V34H56ZM67 34L66 36H64L63 34ZM70 33V34H69ZM75 34V35H73V34ZM83 33V34H82ZM209 33H211V34H209ZM213 33H214V35H213ZM252 33V34H251ZM254 31H253V29H252V27L250 28V30L247 32V39H248V37L250 38L251 36H252V38L255 36L254 34ZM4 34V35H3ZM72 34V35H71ZM79 34V35H78ZM82 34V35H81ZM206 34V33H205ZM216 34V35H215ZM217 34H219L220 35V37L219 36H217ZM250 34V36H248ZM5 35H7V36H5ZM32 35H34V36H32ZM37 35H39V36H37ZM50 35V36H49ZM260 35H263V34H260ZM1 36H3V37H1ZM49 36V37H48ZM71 36H73V37H71ZM212 38H211V37ZM214 36V37H213ZM32 37H35V38H32ZM39 37V38H38ZM57 39L58 37H59V39H55V38ZM68 37V38H67ZM215 37L217 38V39H215ZM256 37V36H255ZM260 37V36H259ZM22 38V40H20ZM37 38V39H36ZM66 38H67V41H66ZM79 38V39H78ZM82 38V39H81ZM84 38V39H83ZM43 41H42V40ZM53 39H55V40H53ZM69 39H71V40H69ZM74 39H75V41H74ZM85 39H86V41H85ZM209 39L211 40V42H212V40L213 39H215L214 40V42H210L209 41ZM224 39V38H223ZM15 40H17V41H15ZM41 40V41H40ZM46 40V41H45ZM63 42V40H65L64 42H63V44H62V42ZM72 40H73V42H72ZM85 42H84V41ZM11 41V42H10ZM13 41H15V42H13ZM36 41V42H35ZM44 41H45V43H44ZM52 41V42H51ZM57 41V42H56ZM59 41V42H58ZM69 41H71V42H69ZM10 42V43H9ZM21 43V44H19V43ZM49 42V43H48ZM78 42V43H77ZM219 42V45L218 46H216L217 44L216 43H218ZM256 42H257V44H256ZM3 43V44H2ZM5 43V44H4ZM17 44V48L15 47V45ZM29 43V44H28ZM39 43V44H38ZM43 43L44 44H46V46L45 45H43ZM48 43V44H47ZM55 43H57V44H55ZM68 43V44H67ZM88 43V44H87ZM213 43H214V45H213ZM222 45H221V44ZM261 43V44H260ZM9 44H10V46H9ZM11 44H12V46H11ZM31 44V45H30ZM36 46H35V45ZM49 44H51V45H49ZM55 44V45H54ZM61 44V45H60ZM66 44H67V46H66ZM72 44V45H71ZM83 44H84V46H83ZM87 44V45H86ZM33 45V46H32ZM48 45V46H47ZM53 45V47L55 48H53V47H51ZM71 47H69V46ZM79 47H78V46ZM86 45V46H85ZM93 45V46H92ZM96 45H97V47H98V50H97V47H96ZM213 45V46H212ZM261 45V46H260ZM21 46V47H20ZM45 46V47H44ZM57 46V47H56ZM60 46V47H59ZM63 46V47H62ZM66 46V47H65ZM89 46V47H88ZM91 46V47H90ZM212 46V47H211ZM7 47H9V48H7ZM11 47H12V49H11ZM13 47L14 48H16V50L15 51H13L12 52V50H13ZM48 47V48H47ZM73 47H75L76 48V50H75V48H73ZM88 49V51L87 50H85L86 48ZM93 47V49H91ZM198 47V46H197ZM197 47H193V48H195L194 50L196 51V53L194 52V50H193V48L191 47V48H189V51H186V53L187 52H189L188 53V55L192 52V50H193V52L191 53V54H193L194 56H193V58L195 59V55H197V52H200V51H198L199 49L197 48ZM199 47H202L201 45L199 46ZM258 47V46H257ZM258 47V48H259ZM6 48V49H5ZM44 48V49H43ZM56 48H58V49H56ZM63 48L65 49V50H63ZM73 48V49H72ZM78 48H81L80 49V52L78 51L79 49ZM94 48H95V50H97V52L96 53H98V55H93V53L95 52H93V50H94ZM100 48V49H99ZM107 48H108V50H107ZM9 49V50H8ZM50 51H49V50ZM54 49V50H53ZM61 49V50H60ZM89 49H91V50H89ZM110 49V50H109ZM191 49V50H190ZM198 49V50H197ZM3 50V51H2ZM58 50V51H57ZM60 50V51H59ZM72 50V51H71ZM83 50V51H82ZM104 50H105V52H106V50L108 51V52H106V53H103L104 52ZM8 51H10V52H8ZM28 51V52H27ZM34 51V52H33ZM36 51V52H35ZM37 51H38V54H37ZM39 51H41L40 53H39ZM45 51V52H44ZM48 51V52H47ZM63 51H64V53L65 54H67V57H66V55L63 53ZM67 51H69V53H70V58L68 57V53H66ZM100 51H102V55H104V54H107V55H104V56H107L105 59L102 57V55L100 56V54L101 53H99ZM111 53H110V52ZM19 53V55H18V53ZM33 52V53H32ZM58 52V55L56 54V53ZM77 52V53H76ZM86 52H87V54H86ZM91 52V53H90ZM257 52V53H256ZM258 52H260V54L258 53ZM49 53V54H48ZM51 53V54H50ZM55 53V54H54ZM61 53H63L64 54V56H63V54H62V56H61V58H60V54ZM85 53V54H84ZM111 54V56H109L110 54ZM9 54V55H8ZM12 54V56H10ZM27 54H28V56H27ZM48 54V55H47ZM90 54V55H89ZM143 54V55H142ZM202 54H204V53H201L200 52V54L198 53V55H202ZM23 55V56H22ZM32 55V56H31ZM51 55V56H50ZM53 55V56H52ZM75 55V56H74ZM78 55V56H77ZM140 57H139V56ZM142 55V56H141ZM261 55V56H260ZM14 56H16V57H14ZM24 56H25V58H24ZM50 56V57H49ZM76 57V58H81V59H76V58H74V57ZM81 56V57H80ZM127 56H126V58H127ZM128 56V57H129ZM134 56V57H133ZM187 56V55H186ZM229 56H230V58H229ZM231 56H232V58H231ZM256 56V57H255ZM257 56H259V58L257 57ZM5 59H3V58ZM13 57V58H12ZM30 57V58H29ZM42 57V60L40 59ZM63 57H66V58H64L65 60L66 59H70L69 61H65L64 62V60H63ZM83 57V58H82ZM87 57V58H86ZM93 57V58H92ZM100 57V58H99ZM104 59H102V58ZM111 57V58H110ZM137 57V58H136ZM199 57H202V56H199ZM233 57H234V60H233ZM254 58V59H252V58ZM12 58V59H11ZM24 58V59H23ZM34 58V59H33ZM43 58H44V60H43ZM46 58V59H45ZM54 58V59H53ZM74 58V59H73ZM111 60V59H113V60H111L112 62H108V60L109 59ZM132 58H135L137 61L138 60H140V61H138V62H136V60L134 59H132ZM140 58V59H139ZM142 58V59H141ZM244 58V59H243ZM250 59V61L248 62V60ZM256 58V59H255ZM31 59H32V61H31ZM108 59V60H107ZM117 59V60H116ZM145 59V60H144ZM146 59H147V61L151 64V63H155V64H151V65H154L155 67H157V68H160V66H162L163 67V70H162V68H160V69H157V68H155V69H152L151 70V68H154V66L153 67H151V65L149 64V63H147V66H146V63H145V65H143L144 63V61H146ZM229 59H231L230 61H229ZM245 59H246V62H245ZM6 60H7V64H6ZM14 60V61H13ZM28 60V61H27ZM38 60V61H37ZM45 60H47V61H45ZM51 62H50V61ZM72 60V61H71ZM75 60V61H74ZM76 60H77V63H76ZM84 60H87V61H84ZM106 60V61H105ZM114 60H116V61H118V62H115ZM144 60V61H143ZM199 60V61H198ZM11 61V62H10ZM13 61V62H12ZM18 61V62H17ZM70 61H71V63H70ZM81 63H80V62ZM92 61V62H91ZM94 61V62H93ZM96 61H97V63H96ZM106 63H105V62ZM114 61V62H113ZM142 61V62H141ZM150 61H152V62H150ZM169 63L171 62V61H169V60H167ZM229 61V62H228ZM236 61V62H235ZM5 62V63H4ZM9 62V63H8ZM22 62V63H21ZM41 62V63H40ZM49 62V63H48ZM66 62H68V66H70V67H68V68H70V69H68V68H65V70L66 69H68L67 71L68 72H70L71 70H73L74 72H70L71 74H74V75H71L70 73H69V76L66 78V79H68V80H65V78H64V76L62 77L61 75L63 74L64 75V73H62V74H60L59 72H61V71H63V70H60L59 72L57 71V68L59 69V66H61L62 64V66H63V68L64 67H67L66 65H67V63ZM79 62V63H78ZM83 62H85V64L83 63ZM87 62V63H86ZM88 62H90V65H89V63ZM100 62V63H99ZM132 62H133V64H132ZM141 62V63H140ZM228 62V63H227ZM232 62V63H231ZM235 62V63H234ZM252 62V61H251ZM13 63V64H12ZM15 63H16V65H15ZM21 63V64H20ZM31 63V64H30ZM34 65H33V64ZM35 63H36V65H35ZM38 63H39V65H38ZM51 63V64H50ZM58 63V64H57ZM64 63H66V64H64ZM69 63H70V65H69ZM73 63H74V66H73ZM108 63V64H107ZM112 63H114V64H112ZM119 65H118V64ZM137 63V64H136ZM140 63V64H139ZM168 63V65H170ZM240 63V64H239ZM247 63V64H246ZM2 64V65H1ZM6 64V65H5ZM12 64V65H11ZM25 64V65H24ZM59 65V66H57V65ZM76 64L78 65V66H76ZM84 64V65H83ZM91 64H93V65H91ZM106 66H104V65ZM112 64V65H111ZM117 64V65H116ZM120 64H122V68L121 67H119L120 66ZM133 65L132 66V68H131V70H129L130 69V65ZM149 64V65H148ZM157 64V65H156ZM159 64V65H158ZM173 64H174V66H173ZM193 64H194V66H193ZM232 64V65H231ZM244 64V65H243ZM10 65V66H9ZM31 65V66H30ZM32 65H33V68H31L32 67ZM45 65V66H44ZM54 65H55V67H57L56 69H54V72L52 71L53 70V68H52V66L54 67ZM87 65H88V67L89 68H91V69H89L88 67H87ZM94 65H96V66H94ZM99 65H101V66H99ZM136 65V67H134ZM139 65H140V67H139ZM202 65V66H201ZM237 65V66H236ZM15 66V67H14ZM16 66H17V68H16ZM22 66V67H21ZM35 66H36V68H35ZM40 66V67H39ZM42 66V67H41ZM48 66V67H47ZM62 66H61V68H62ZM94 66V67H93ZM129 66V67H128ZM143 66H144V68H143ZM148 66H150V67H148ZM173 66V67H172ZM222 66H224V67H222ZM227 66V67H226ZM3 67V68H2ZM13 67V68H12ZM31 68L32 69V71L30 72V69H28V68ZM44 67H46V69L44 68ZM72 67V68H71ZM78 67H80V68H78ZM98 67H100V69L98 68ZM104 67H105V69H104ZM109 67L110 68H112V70H110L109 69ZM139 67V68H138ZM146 67H148V68H146ZM201 67V68H200ZM206 67V68H205ZM232 67V68H231ZM241 67V68H240ZM243 67V68H242ZM50 68V69H49ZM84 68H85V70H84ZM89 69V70H92L91 72H89V70H87V69ZM120 68H121V70H123V72L120 70ZM124 68H126V69H124ZM128 68V69H127ZM135 68V69H134ZM173 69L174 71H172L171 69ZM176 68V69H175ZM183 70H182V69ZM205 68V69H204ZM221 68V69H220ZM236 68V69H235ZM240 68V69H239ZM10 69V70H9ZM17 69V70H16ZM25 69V70H24ZM95 69V70H94ZM102 69V70H101ZM115 69V70H114ZM120 71H119V70ZM137 69H139L140 71H141V73L143 72V71H145V72H147L148 73V75H149V81L147 80V78L145 79H143L142 80V77H140L138 74L140 73V72H138L137 74H135L136 72H137ZM141 69H143V70H141ZM159 70V71H157V70ZM164 69H165V72H164ZM168 69H170L172 72H173V74H171L172 72H170V70H168ZM189 69V70H188ZM192 70V72H191V70ZM219 69V70H218ZM223 69L225 70L224 72H223ZM234 69V70H233ZM239 69V70H238ZM243 69V70H242ZM9 70V71H8ZM24 70V71H23ZM28 70H29V72H28ZM34 70V71H33ZM40 70V71H39ZM45 70H46V72H45ZM56 70V71H55ZM70 70V71H69ZM78 70L79 71V73H76V71ZM106 70V71H105ZM127 70V71H126ZM147 70V71H146ZM154 73H151V75H150V72L151 71ZM157 71V73L161 76L160 77V79H159V81L161 82V81H163V80H165L164 82H165V85H163L164 84V82H163V84H162V82L159 84V81L157 82L156 81V79L157 78H155V77H157V74L155 75V73H156V71ZM167 70V71H166ZM209 71V72H211V71H214V74H213V72H211L212 73V76H211V73H209V72H207V71ZM218 70V71H217ZM221 70V71H220ZM237 70H238V72H237ZM7 71V72H6ZM18 73H17V72ZM26 71V72H25ZM39 71V72H38ZM83 71V72H82ZM86 71V72H85ZM88 71V72H87ZM97 71V72H96ZM101 71V72H100ZM127 73H126V72ZM149 71V72H148ZM162 73H161V72ZM176 71H177V74H178V72H179V74H178V77H175V76H177V74H176ZM181 71H184V73L183 72H181ZM186 71V72H185ZM189 71H190V73H189ZM217 71V72H216ZM12 72V73H11ZM22 72V73H21ZM43 72H44V74H43ZM50 72H52V75H51V73ZM59 73L58 74V79L57 78H52V77H50V76H57V73ZM82 72V73H81ZM99 72V73H98ZM111 73V75H113V76H111V75H109L110 73ZM121 72V73H120ZM131 72H132V74H131ZM170 72V73H169ZM182 74H186L185 76L184 75H182ZM197 72V73H196ZM220 73L223 77H221L220 76V78H222V79H219L218 77H217V74L216 73ZM227 72V73H226ZM234 72H237L236 74L238 75V77H237V75L236 74H234ZM2 73V74H1ZM8 73V74H7ZM14 73V74H13ZM21 73V74H20ZM46 73V74H45ZM47 73H50V74H47ZM54 73V74H53ZM91 73V74H90ZM103 73V74H102ZM114 73V74H113ZM116 73V74H115ZM118 73H120V74H118ZM129 73V74H128ZM165 73V74H164ZM169 74V75H167V74ZM188 73V74H187ZM192 73V74H191ZM207 73V74H206ZM229 73L231 74V73H233V74H231V75H229ZM11 74V75H10ZM30 74V75H29ZM68 74V73H67ZM79 76V80H78V77H77V75ZM88 74H89V76H88ZM109 76H111L110 78H112V77H116L117 75V77L118 78H122V80H121V82H120V80L118 81V78L116 79L115 78V80L113 81L112 79H107V77H108V75ZM162 74H163V76H162ZM173 75V76H171V75ZM194 74V75H193ZM196 74V75H195ZM197 74L199 75V76H197ZM205 74L206 75H208V77L209 78H207V77H205ZM220 74H218V76L220 75ZM32 75V76H31ZM36 75H38V76H36ZM47 75V76H46ZM76 75V76H75ZM81 75V76H80ZM84 75V76H83ZM92 75H94V76H92ZM96 75V76H95ZM99 75V76H98ZM107 75V76H106ZM127 75V76H126ZM166 75V76H165ZM188 75V76H187ZM201 75H202V77H201ZM210 75V76H209ZM213 75H215V77L213 76ZM233 75H236V76H234L233 77ZM10 76V77H9ZM41 76V77H40ZM60 76H61V78H60ZM70 76L73 78H70ZM74 76V77H73ZM85 76H87V77H85ZM102 76V77H101ZM105 76V77H104ZM134 78H133V77ZM152 76V77H151ZM168 76L169 77H173V78H168ZM229 76H231L230 77V79L228 78ZM11 77H12V79H11ZM20 77V78H19ZM23 79H22V78ZM32 77V78H31ZM36 77V78H35ZM38 77V78H37ZM44 77V78H43ZM77 77V78H76ZM89 77H90V79H89ZM94 77V78H93ZM99 77H101V78H99ZM125 77V78H124ZM150 77H151V79H150ZM182 77V78H181ZM197 77V78H196ZM238 79H237V78ZM17 78H19L18 79V81H15ZM69 78H70V80H69ZM74 78H75V80H76V84H74V85H76V91L77 90H81V88H82V90L83 91H75L76 93L74 94V92L73 91H70V89H69V87L68 86H66L67 84H71V85H73V82H75V81H73L72 82V80H74ZM83 78V79H82ZM88 78V79H87ZM106 78V79H105ZM109 78V77H108ZM124 78V79H123ZM141 78V79H140ZM161 78H163V80L161 79ZM165 78V79H164ZM168 78V79H167ZM177 79V81H178V78L181 80V82L180 81H176L175 80V82L173 81L174 79ZM183 78H185V80L183 79ZM203 80H202V79ZM213 78H216L217 80H214ZM232 78V79H231ZM235 80H234V79ZM241 79H242V77H240ZM247 78V77H246ZM9 79V80H8ZM26 79V80H25ZM34 79V80H33ZM43 79V80H42ZM55 81H54V80ZM62 79H64V80H62ZM72 79V80H71ZM82 79V80H81ZM94 81H93V80ZM96 79L98 80V81H96ZM114 79V78H113ZM205 79H207V80H205ZM227 79H224V80H226V81H228ZM241 79H239V82H233V81H228V82H231V84H232V82L233 83H235V85L233 86V85H231L232 87L230 88L229 87V90L228 89H226L227 91H229L230 92V90H231V95L230 94H228L229 92H224V93H222L223 91L222 90H224V89H220L222 92H220V90H219V93H215V94H219L220 96H222V97H219V95H218V98H222L221 100L220 99H217V101L218 100H220V101H218L219 102V107L218 106H216L215 105V98L212 100L213 102H212V104H211V109H210V113H207L208 115V118H207V116H205L206 118H205V123L203 124L201 121H203L204 122V117H200V116H194V115H192L191 114V112L190 111H188L186 108H182L183 110H187L188 111V113H186L185 111L184 112H182V114H183V116H184V118L185 119H183L184 121H188V122H190V123H193V126H192V124H190V123H186L185 122V125L183 126L184 128L183 129H185L186 131H188V135L189 136H186V134H187V132H186V134H184L185 135V137H182L183 138V140H181L180 139V141H178L179 142V144H177L178 142L177 141H175V142H173V144H171L169 147H171V149L170 148H168L167 149V151H166V154H165V156L164 157H162V159H160L159 161L163 164L164 162H165V164L167 163V164H169V165H173V167L174 168H176L175 167V165L177 166V168H179V167H181V169L184 171V168H185V171H187V172H190V174H192L193 173V175L196 173V170L198 169V170H200L199 168L200 167H198L197 165H191V167L192 168H194L195 169V172H193L192 171V169L191 170H189L190 169V164H192V162H190L191 161V158L188 160V158L191 156V154H192V156L193 155H196V154H198V157L200 158L201 157V159H205L204 161H205V165H207V164H209V162L211 161L212 163H210V167L209 166H205L206 167V169L207 168H209L208 169V171H206V169H205V171L204 172H208V173H206V175L208 176V177H206L207 179L209 178H220V183H219V189L221 190V192H220V190H218V192H220V195H221V197H223V195H224V197L225 196H227V195H232L231 194V191H232V193L234 194V193H238L237 195L236 194H234V196L236 197V198H238V202H239V208H238V210L237 209H234V208H232L231 209V207H230V204H227L228 202L227 201H225L226 202V204L230 207L229 209H228V206L226 207L225 205H224V208H218V210H217V208L214 210V211H211V210H209V212L206 210V211H204L205 209H203L202 210V208H200L201 209V211H200V209L199 208H192V210L194 209V210H196L197 209V211H200V212H198V213H200V214H198L197 213V211H196V213H197V219H196V216L194 215V214H196L195 213V211L193 212V216L192 215H190L191 217H193V219H194V216H195V219L198 221V215H208V217H205V219H207V224H210V223H212L211 225H213L214 226V228L215 229H218L219 228V230H222V231H220L219 232V230H217V231H213V233H214V238H211V237H213V234H211L212 233V231L211 232H208V234L210 235H208L209 236V238H210V240H215V238H216V243H220L221 242V240L223 241L222 243H220L221 244V246L223 245V243H224V245H226V246H220V244H218L219 245V247L221 248V251H223V253L225 254V255H227V253H231V254H233L234 256H237L238 257V259L235 257H233V259H236V260H238L239 262H241V263H243V261H244V259H242L241 258V256L243 257V258H247L246 257V255L244 254L245 252H243V251H241V249L242 248H244V246H246L245 248H247V246H249L250 244H251V241H250V239H252V237H259V234L261 235L262 234V236H260V238H262L263 236H264V225H261L262 223H261V218L259 217V216H262V214H264L263 212V207H264V203H263V201H261L259 198L261 197H259V193L264 197V193H263V191H264V189H263V187H264V181H263V183H259L258 181H259V179H256V174L257 173H260V169L258 168V172H256V171H254L253 172V170L252 169H254V165H252L253 166V168L251 169V165L249 164V163H247L245 160V162L243 163V161H242V159L240 158V156H238L239 154H235L236 152L238 153V151L236 150V151H233V148H234V146L236 145V144H240V141L242 142V139H243V133L245 134V131H242V129H243V125H242V123L243 122H241V121H247L248 119H249V121H248V123L249 122H251V120H253L251 123H255V121L257 122V123H259V124H264L262 121H264V97H263V95H261L259 98H257V100H256V104H257V101H259L261 98V101H259L258 103V105H257V109H259L260 108V106H261V108L259 109L260 111H258V113L257 112H254V111H252L253 109H250L251 107L249 106L250 104H248L247 103V105L245 104V107L243 106V108H242V104H244V102H247L248 100H249V98H248V95H246V96H243V93H244V91H243V89L246 87V84L248 83V80L247 79H245V78H243V82L241 81ZM13 80V81H12ZM22 82H21V81ZM24 80V81H23ZM57 80V81H56ZM87 80H90V81H88L87 82ZM101 82H100V81ZM108 80H109V82L111 81L112 83L113 82H115V84H116V82L119 84V87H118V84H114L115 86H117V88L116 87H114L113 86V84L110 82V84H112V85H110L109 84V82H108ZM144 80H146V81H144ZM168 80H170V81H168ZM184 80V82H183V87L181 86V83H182V81ZM200 80V81H199ZM244 80H245V84H244ZM13 83H12V82ZM19 81H20V83H19ZM32 81H34V82H32ZM42 81H44V83L42 82ZM45 81H47V82H45ZM54 81V82H53ZM58 81H61V82H58ZM69 81H71V83L69 82ZM78 81V82H77ZM82 81V82H81ZM92 81V82H91ZM107 81V82H106ZM139 81V82H138ZM167 81V82H166ZM171 81H173L172 83H171ZM188 82V83H186V82ZM198 81V82H197ZM211 81V82H210ZM215 81H217V82H215ZM219 81V82H218ZM10 84H9V83ZM29 82V83H28ZM55 82H57V83H55ZM91 82V83H90ZM106 82V83H105ZM133 82V83H132ZM151 82H153V83H155V85H153V83L151 84ZM170 82V83H169ZM240 82H242V84L240 83ZM28 83V84H27ZM36 83V85H34ZM41 83H43L46 87H43L42 85L43 84H41ZM46 83V84H45ZM59 83V84H58ZM79 83H81L79 86H78V84ZM105 83V84H104ZM138 85H137V84ZM159 84V85H157V84ZM167 83V84H166ZM168 83H169V85H168ZM178 83H179V85L181 86V88H179V89H177L178 87H180V86H178ZM216 83H218L217 85H216ZM33 84V85H32ZM55 84V85H54ZM60 84H64V86L63 85H60ZM66 84V85H65ZM124 84V83H123ZM122 84V85H123ZM129 84H126L125 85V90L126 89H129ZM243 84L245 85V86H243ZM29 85V86H28ZM90 85V86H89ZM95 85V86H94ZM97 85V86H96ZM98 85H100L99 87H98ZM106 85V86H105ZM127 85H128V88H126L127 87ZM141 85V86H140ZM159 86L160 87V89H162V90H160L159 89V87H157V86ZM166 85H167V87H170V88H167L166 87ZM175 85H177L176 87H175ZM187 85V86H186ZM188 85H191V86H188ZM213 85V86H212ZM237 85H238V87H237ZM241 85V86H240ZM8 88H7V87ZM11 86V87H10ZM22 86V87H21ZM28 86V87H27ZM52 86V87H51ZM66 86V87H65ZM83 86V87H82ZM109 87V89H108V87ZM148 86V87H147ZM164 86V87H163ZM174 86V87H173ZM184 86H185V88H184ZM196 86L199 88H196ZM206 86H208L207 88H206ZM215 86H217V87H215ZM21 87V88H20ZM25 87V88H24ZM31 87V88H30ZM48 87H51V88H48ZM57 87V88H56ZM80 89H79V88ZM101 87H103V88H101ZM138 87V88H137ZM146 87V88H145ZM152 87V88H151ZM193 87H195L194 89H193ZM235 87V88H234ZM5 88V89H4ZM7 88V89H6ZM12 88V89H11ZM16 88V89H15ZM33 88H35L34 90L36 91H34L33 90ZM40 88V89H39ZM65 88V89H64ZM68 88V89H67ZM85 88H86V90H85ZM91 90H90V89ZM105 88V89H104ZM107 88V89H106ZM113 88V90H111V89ZM116 88V89H115ZM123 88V87H122ZM124 88H123V90H124ZM142 88V89H141ZM155 90H154V89ZM157 88V89H156ZM164 88V89H163ZM187 88V89H186ZM203 88V89H202ZM236 88H237V90H236ZM14 89V90H13ZM21 89V91L23 90V92H25V93H23V92H21V91H18V90H20ZM38 91H37V90ZM49 89H51V90H49ZM59 89V90H58ZM95 89H97V90H95ZM100 89V90H99ZM119 89V90H120ZM137 89H140V90H137ZM146 89V90H145ZM148 89V90H147ZM169 89H170V91H169ZM176 89V90H175ZM181 89V90H180ZM186 90V92H185V90ZM2 90V91H1ZM17 90V91H16ZM28 90V91H27ZM49 90V91H48ZM62 90V91H61ZM66 90V92L65 93H67V94H64V92L63 91H65ZM85 90V91H84ZM95 90V91H94ZM122 90V89H121ZM136 90V91H135ZM144 90H145V92H144ZM151 90V91H150ZM168 90V91H167ZM173 90H174V92L179 96V94L180 93H182V94H180V96L181 97H179V98H181V99H179L178 100V98H177V95H175V93L173 92ZM236 90V91H235ZM242 90V91H241ZM4 91H5V94H4ZM10 93H9V92ZM16 93H15V92ZM42 93H44L43 95H44V98H45V106H44V103H42L41 102V104H39L40 102V97H41V92ZM51 91L53 92V93H51ZM93 91L94 92H96V93H93ZM110 91H114V92H110ZM148 91H150V94H148ZM167 92V93H165V92ZM179 91V92H178ZM180 91H184V92H180ZM9 93V94H7V93ZM13 92V93H12ZM19 92H20V94H19ZM32 92V94H30ZM34 92V93H33ZM55 92V93H54ZM82 94H81V93ZM101 92V93H100ZM104 92V93H103ZM108 92V93H107ZM110 92V93H109ZM115 92H116V94H115ZM136 92V93H135ZM138 92V93H137ZM145 94H144V93ZM151 92H152V94H151ZM172 92H173V94L175 95V99H174V95L172 94ZM216 92H218L217 90H216ZM241 92V93H240ZM18 93V94H17ZM28 93V94H27ZM39 93V94H38ZM51 93V94H50ZM80 93V94H79ZM90 93V94H89ZM113 93H114V95H116V97H115V99H114V97H113V99H110V98H112L111 96H113ZM141 93V94H140ZM156 93V94H155ZM161 93V94H160ZM163 93V94H162ZM165 93V94H164ZM184 93V94H183ZM222 93V94H221ZM4 94V95H3ZM45 94H47V95H45ZM60 96H59V95ZM78 94V95H77ZM84 94H86V95H84ZM100 94V95H99ZM108 94V95H107ZM136 94V95H135ZM142 94H143V96H142ZM170 94V95H169ZM228 94V95H227ZM246 94V93H245ZM2 95V96H1ZM8 95V96H7ZM12 95V96H11ZM16 95H17V97H16ZM28 95V96H27ZM36 95V96H35ZM90 95V96H89ZM109 95H111L110 96V98L108 97ZM146 95V96H145ZM169 95V96H168ZM171 95H173V96H171ZM198 95V93H196L195 94V96H197ZM224 95H227V97L225 96L224 97ZM235 95V96H234ZM240 97H239V96ZM6 96H7V98H6ZM13 96H14V98H13ZM19 96H22V97H20L19 98ZM31 96V97H30ZM36 98H35V97ZM39 96V97H38ZM57 98H56V97ZM65 96V97H64ZM76 96V97H75ZM88 96V97H87ZM94 96V97H93ZM95 96H98V97H95ZM150 96V97H151ZM171 96V97H170ZM232 96V97H231ZM242 96V97H241ZM16 97V98H15ZM28 97H29V99H28ZM48 97H50V98H48ZM70 97V98H71ZM148 98V100H150L151 98ZM156 97H153L151 100H153V99H155ZM168 99H167V98ZM183 97V98H184ZM215 97H217V95H215ZM236 97V98H235ZM6 98V99H5ZM10 98V99H9ZM19 98V99H18ZM59 98H61L60 99V101H58V99ZM67 98H65V99H67ZM91 98H92V100H91ZM94 98H96V99H94ZM100 98L102 99V100H100ZM106 98V99H105ZM127 98V99H126ZM234 98V99H233ZM244 98H247L246 100L247 101H244L245 99ZM2 99V100H1ZM15 99V100H14ZM24 99H26V100H24ZM38 99V100H37ZM40 99V100H39ZM48 99L50 100V101H48ZM53 99V100H52ZM57 100L56 101V103H55V100ZM94 99V100H93ZM131 99V98H130ZM158 99V98H157ZM167 99V100H166ZM174 99V100H173ZM177 99V100H176ZM191 99V98H190ZM190 99H188L189 101H191ZM224 99V100H223ZM5 100H6V102H5ZM13 102H12V101ZM22 100H24V101H22ZM108 100V101H107ZM109 100H111V101H109ZM125 100V101H124ZM127 100V101H126ZM187 100V101H188ZM192 100H193V98H192ZM230 100V101H229ZM235 100V101H234ZM240 100V101H239ZM7 101H9V102H7ZM33 101L35 102V103H33ZM89 101V102H88ZM94 101V102H93ZM98 101H100V102H98ZM102 101H107V104H105V102H103V104H102ZM216 101V103H218ZM225 101V102H224ZM232 101H234V102H232ZM242 101V102H241ZM11 102V103H10ZM22 102H24V103H22ZM38 104H37V103ZM51 102V103H50ZM85 102H87L86 104H85ZM229 102V103H228ZM230 102H232V103H230ZM241 104H240V103ZM5 103H7V104H5ZM15 103V104H14ZM27 103V104H26ZM53 103V104H52ZM99 103V104H102V105H100V106H98L97 104ZM126 103V104H125ZM31 104H34L33 106H32V108H30L31 106ZM90 104V105H89ZM93 104H95L94 105V107H91V106H93ZM125 104V105H124ZM221 104L222 105H224V106H226V105H230L231 106V108H230V106L228 107H222L221 106ZM261 104V105H260ZM13 105V106H12ZM38 105V106H37ZM41 105H43V106H41ZM119 105V106H118ZM215 105V106H214ZM237 105V106H236ZM240 105V106H239ZM260 105V106H259ZM27 106V107H26ZM43 107V108H41V107ZM47 106H49V107H47ZM83 106V107H84ZM88 106V107H87ZM103 106V107H102ZM125 108H124V107ZM215 108H214V107ZM233 106V107H232ZM240 108H242L241 110H243V111H241V113H240V111H239V107ZM262 106H263V110H262ZM15 107V108H14ZM22 107V108H21ZM28 107H29V109L31 110H29L28 109ZM34 107V108H33ZM51 107V108H50ZM99 107H101V108H99ZM145 107L147 108V106L145 105ZM148 107H149V109L148 110H151L152 112L150 113V116L152 115L153 117L155 116V114H152V113H155V112H153V110L152 109H150L151 107L148 105ZM179 107V106H178ZM181 107V106H180ZM180 107L177 109L178 111H180L181 109H180ZM221 107V108H220ZM238 107V108H237ZM247 107H250V108H248L247 109ZM9 108V109H8ZM46 110H45V109ZM145 108V109H146ZM214 109V111H215V113L214 114H216V116H218L219 117V114H221V113H223V115L221 114L220 115V117L219 118H221V120L218 118V117H215V116H213V109ZM217 108H218V112H219V114H218V112L216 111L217 110ZM237 108V109H236ZM248 110V113H249V109H250V111H252V112H250L249 114L247 113V110ZM12 109V110H11ZM147 109H146V112H147ZM220 109H221V111H220ZM222 109H224L225 111H226V113H224L225 111H222ZM227 109H229V110H227ZM232 109V110H231ZM27 110H29L28 112H27ZM125 110V111H124ZM189 110H190V108H189ZM213 112H212V111ZM235 110V111H234ZM246 110V113L244 112ZM10 111V112H9ZM238 111V112H237ZM20 112H22V113H20ZM181 112V111H180ZM209 112V111H208ZM212 112V113H211ZM229 112V113H228ZM231 112V113H230ZM233 112V113H232ZM235 112V113H234ZM243 112V113H242ZM255 114H254V113ZM262 112V113H261ZM18 113H20L19 115H18ZM29 113L30 114H32V115H30V116H28L29 115ZM184 113H186L190 118H191V121H190V118H188V116L186 117L185 116V114ZM253 113V114H252ZM257 113V114H256ZM28 114V115H27ZM211 114H212V116H211ZM228 115V117L227 116H225V115ZM233 114V115H232ZM253 116H252V115ZM22 115V116H21ZM147 115H148V113H147ZM231 115V116H230ZM237 115V116H236ZM243 117H242V116ZM249 115H251V116H249ZM17 116V117H16ZM19 116H20V118H19ZM24 116H25V118H24ZM51 116V117H50ZM58 116V117H57ZM149 116V117H150ZM151 116V117H152ZM210 116H211V119H210V121L211 120H213L214 119V117H215V119L217 118L218 120L216 121L215 119V121H216V123L215 124H219V122H220V124H221V122H222V120H223V118L224 117H226V118H224V121L227 119V120H229L230 118H232L230 121H232L231 123H233L234 122V120H235V122H234V124H230L229 122L227 123V121H226V125L228 126H226L225 127V124H224V121L222 122V124L220 125H218L217 124V126L214 124H212L213 126H216V127H211V125H209V122H208V120H209V118H210ZM222 116H224L223 118H222ZM235 117V119L233 120V118ZM256 116L259 118H256ZM261 116V117H260ZM22 117V118H21ZM29 117V121H28V118ZM150 117V118H151ZM241 117V118H240ZM247 118V120H246V118ZM250 117V118H249ZM257 119V120H255V118ZM34 118V119H33ZM45 118V119H44ZM56 118H59V119H56ZM155 118V117H154ZM187 118V119H186ZM213 118V119H212ZM229 118V119H228ZM253 118V119H252ZM262 118H263V120H262ZM27 120L26 122L27 123H25L24 121L25 120ZM32 119V120H31ZM42 119V120H41ZM47 119H49V120H51V121H49V120H47ZM56 119V120H55ZM152 119V118H151ZM198 119V121H199V123L201 124V126H203V127H201L200 125H199V123L196 121ZM203 119V120H202ZM239 120V119H242V120H239V123H237L238 121L237 120ZM21 120V121H20ZM22 120H24L23 122H22ZM38 120H40L39 122H38ZM179 120V119H178ZM178 120H177V122H178ZM193 120V121H192ZM20 121V122H19ZM31 121V122H30ZM33 121V122H32ZM34 121H36V122H34ZM60 121V122H61ZM194 121L196 122L195 124H194ZM215 121H212L211 123H214ZM237 121V122H236ZM260 121V122H259ZM18 122H19V124H18ZM43 122V123H42ZM141 122V121H140ZM241 122V123H240ZM24 123H25V125H24ZM32 123V126H35V123H39L40 125H42V126H44V123H45V125H47L46 127H43V128H39V130H37V131H33V130H31L30 128H28V127H26L27 125H30ZM42 123V124H41ZM48 123V124H47ZM142 123V122H141ZM210 123V124H211ZM238 124V129H237V127H236V125ZM247 123V122H246ZM247 123V125H248V127L251 129V126H252V124L250 123V124H248ZM256 123V124H257ZM188 126H187V125ZM206 124V125H205ZM209 126H208V125ZM224 124V125H223ZM236 124V125H235ZM240 124H241V126H240ZM190 125V126H189ZM194 125H197V127L196 126H194ZM205 125V126H204ZM233 125V127H231ZM235 125V126H234ZM246 125V126H247ZM150 127H151V125H149ZM177 126V125H176ZM182 125H180V126H177L178 127V130H180V129H182V127H181ZM193 127V129H192V127ZM198 126H200V127H198ZM230 126V127H229ZM112 127V126H111ZM139 127H141V126H138V127H136L137 129L139 128ZM177 127H174V128H177ZM179 127H180V129H179ZM188 127H190V128H188ZM205 127V128H204ZM207 127H209V129H212V130H209ZM234 127H235V129H234ZM242 127V129H240V128ZM248 127H245V129H246V132H247V128ZM21 128V129H20ZM45 128V129H44ZM102 128V127H101ZM101 128L100 129H98L99 131H100V133H98L99 131H94V130H91V128H90V130H89V127H87V126H84V127H80V131L81 132H83V131H85V133L87 132V130H88V132H87V136L89 137H91L90 138V140L88 141V143L90 142V144H88V143H85V145H84V149L85 150H90L91 148H93L94 146H95V144H97V143H99L100 141H101V139L99 140L98 138H94V137H92V136H98L99 134H102L103 132H102V130H101ZM220 128V130H222V131H220V130H218ZM222 128V129H221ZM230 128V129H229ZM27 129V130H26ZM104 129V128H103ZM108 129L110 130V127H108ZM107 128H106V130L105 131H109ZM113 128H111V130H112ZM190 129V130H189ZM200 129V130H199ZM208 129V130H207ZM237 129V130H236ZM3 130V131H2ZM22 130V131H21ZM176 130V129H175ZM177 130V131H178ZM184 130V131H185ZM194 130V132H193V134H191L192 133V131ZM203 130V131H202ZM226 130V131H225ZM230 130V131H229ZM232 130V131H231ZM241 130V131H240ZM19 131V132H18ZM40 131L42 132V133H40ZM43 131H46V132H44L43 133ZM91 131L94 133H96V135H95V133L92 135L91 134ZM201 131V132H200ZM207 131V132H206ZM208 131H210V132H208ZM215 131V132H214ZM220 131V132H219ZM233 131H234V133H233ZM249 131V130H248ZM4 132V133H3ZM9 134H8V133ZM32 132V133H31ZM190 132V133H189ZM197 132V133H196ZM201 134H203V135H201ZM217 132V133H216ZM227 132H229V133H227ZM237 132V133H236ZM239 132H241L240 134H239ZM243 132V133H242ZM11 133L13 134V135H11ZM22 133V134H21ZM47 133V134H46ZM84 133V134H85ZM154 133V132H153ZM153 133H151V132H149V133H147V134H139V136H138V138L136 139V140H139V139H141V138H143L142 136L144 135V137H145V135H146V137L149 135V134H153ZM221 133V134H220ZM2 134V135H1ZM5 134V135H4ZM19 134V135H18ZM21 134V135H20ZM24 134H25V136H24ZM32 134V137L30 136ZM42 134V135H41ZM44 134V135H43ZM88 134H90V135H88ZM98 134V135H97ZM191 134V135H190ZM197 136V140H195L196 139V137H195V135ZM198 134L201 136H198ZM206 134V135H205ZM207 134H209V135H207ZM229 134V135H228ZM235 134V135H234ZM237 134V135H236ZM8 136V137H5V136ZM18 135V136H17ZM142 135V136H141ZM222 135V136H221ZM228 135V136H227ZM232 135H233V137H232ZM11 136V138H12V136L14 137V138H12V140H11V138H9ZM19 136H21V137H19ZM27 136V137H26ZM29 136V137H28ZM40 136V137H39ZM55 136H59V137H55ZM150 136V135H149ZM217 136V137H216ZM224 136V137H223ZM230 136V137H229ZM234 136H236L235 138H234ZM240 136H241V140L240 141H238L237 139L239 138L240 139ZM6 138V139H3V138ZM218 137H219V139H218ZM220 137L223 139V142L226 144H224L223 142V144L220 142H218V141H222V140H220ZM30 139V141H29V139ZM33 140H32V139ZM52 138H54V139H52ZM184 138H186V139H184ZM187 138H189V139H187ZM195 138V139H194ZM199 138H201V139H199ZM203 138V139H202ZM204 138H205V141H204ZM211 138H213L212 140H211ZM230 138H232V141H235V140H237V142L238 143H236L235 145L233 144L234 142H232L231 141V139ZM234 138V139H233ZM23 139V140H22ZM46 140L47 142H48V147L46 148V149H40V148H36L37 146L35 145V144H37L39 141L41 142L42 140ZM192 139H194V140H192ZM208 139V140H207ZM229 139V141L227 142V140ZM16 140V141H15ZM21 140V141H20ZM25 140H27V142L25 141ZM33 142H32V141ZM192 140V141H191ZM201 140V141H200ZM218 140V141H217ZM16 143H15V142ZM17 141H19L18 143H17ZM185 141V142H184ZM207 141V142H206ZM10 142L11 143H14L13 144V146H11L12 144H10ZM26 142V143H25ZM177 142V143H176ZM190 142V143H189ZM199 142H202V143H199ZM203 142H204V147L202 146L203 145ZM25 143V144H24ZM93 143V144H92ZM185 145H184V144ZM192 143H194L195 145H193ZM208 143V145L210 146L211 144V146H213L215 149L214 150H212V148H211V146L209 147L208 145H206ZM216 143H219V145H216ZM229 143V144H228ZM231 143V144H230ZM19 144V145H18ZM23 144V145H22ZM33 144V145H32ZM60 144V145H59ZM91 144H92V146H91ZM174 144H177V145H174ZM181 144H183V146L181 145ZM188 144V145H187ZM222 144V145H221ZM233 144V145H232ZM88 147H87V146ZM233 146V148L231 149V147ZM20 148H19V147ZM164 146H165V144H164ZM174 146H178L177 148L176 147H174ZM187 146V147H186ZM200 146V147H199ZM206 146V147H205ZM217 146H218V148H217ZM227 146V147H226ZM229 146V147H228ZM240 146V145H239ZM8 147V148H9ZM14 147H17V148H14ZM168 147V146H167ZM175 148V150H174V148ZM184 149H183V148ZM194 147V148H193ZM220 147V148H219ZM238 147V146H237ZM34 148V149H33ZM53 148V149H52ZM58 148V149H57ZM181 148H182V151H183V153H184V155L183 156H180V155H182L183 153H182V151H181ZM189 148V149H188ZM193 149V151L192 150H190V149ZM196 148V149H195ZM201 149V151H202V149H203V151L205 152V154L203 155V151L201 152L200 151V149ZM208 148V149H207ZM212 150V151H214L212 154H211V152L209 153V151H211L210 149ZM219 150H217V149ZM229 148V149H228ZM3 149H6V148H3ZM2 149V150H3ZM33 149V150H32ZM206 149V150H205ZM228 149V150H227ZM236 149V147L234 148V150ZM152 150V149H151ZM172 150V151H171ZM174 150V151H173ZM178 150H180L179 152H177ZM185 150V151H184ZM189 152H191V153H189ZM200 151V152H198V151ZM207 150H208V152H207ZM14 151V152H13ZM29 151H31V153L29 152ZM154 151V150H153ZM228 151V152H227ZM35 152V153H34ZM150 152V153H149ZM148 152V154H152L151 153V151H149ZM173 152V153H172ZM175 152V153H174ZM195 152H197L196 154H195ZM217 152V153H216ZM218 152H220V153H218ZM227 152V153H226ZM38 153V154H37ZM59 153L62 155H59ZM188 155H187V154ZM206 153L209 155H206ZM58 154V155H57ZM147 154V155H148ZM154 154H156L155 152L153 153V155H149L148 156V158H152V159H154V158H156V156L157 155H154ZM171 154V155H170ZM199 154L201 155V156H199ZM219 154H222V155H219ZM235 154V155H234ZM177 157H176V156ZM178 155L180 156V158H178ZM211 155V156H210ZM224 155V158L222 157ZM53 156V157H52ZM170 156V158L168 159V157ZM175 156V157H174ZM185 156V157H184ZM191 156V157H192ZM197 156V155H196ZM203 156V157H202ZM205 156V157H204ZM207 156V157H206ZM1 157V156H0ZM44 157V158H43ZM158 157V156H157ZM213 157V158H212ZM216 157H218V158H216ZM235 157V158H234ZM42 158V159H41ZM50 158V159H49ZM163 158H164V160H163ZM166 158H167V161H166ZM183 160H182V159ZM206 158L208 159V160H210L208 163H207V161H206ZM223 158V159H222ZM227 158H229V159H227ZM231 158V159H230ZM236 158H237V161H236ZM24 159V158H20V160H19V158H17V160L15 159V161L18 163L19 161H22V160ZM47 159H49L48 161H47ZM53 159H56V160H53ZM157 159V158H156ZM187 160V162H186V160ZM214 159V160H213ZM216 159V160H215ZM218 159V160H217ZM219 159H221L222 160V162L219 160ZM234 159V160H233ZM0 160L2 161L3 160V158L1 157L0 158ZM19 160V161H18ZM53 160V161H52ZM162 160V161H161ZM172 160V161H171ZM177 160V161H176ZM179 160L180 161H183V163H184V161H185V163L186 164H188V162H189V166L187 167L186 166V164L184 163V164H182V162H179ZM224 160V161H223ZM230 160V161H229ZM14 161V162H15ZM47 161V162H46ZM55 161V162H54ZM227 161V162H226ZM241 161V162H240ZM15 162V163H16ZM169 162V163H168ZM215 162V163H214ZM221 164H220V163ZM233 162V163H232ZM238 164H237V163ZM47 163V164H46ZM50 163V164H49ZM51 163H54V164H51ZM101 164V161L99 160V162L97 161L96 162V165L98 164V166H100V164ZM171 163V164H170ZM219 163V164H218ZM223 163V164H222ZM240 163H242V164H240ZM179 164V165H178ZM232 164H233V167H232ZM243 164H245V165H243ZM246 164H248L249 166H250V169L249 168H247L248 167V165H246ZM31 165H33V163L32 164H30L29 166H31ZM53 165V166H52ZM71 165V168H73V166L74 165H72V164H70ZM102 165H103V162H102ZM101 165V166H102ZM185 165V166H184ZM214 165H216L215 167H216V169H215V167L213 168V166ZM224 167L225 169H223L222 170V167ZM227 165V166H226ZM55 166H56V168H55ZM76 166V165H75ZM179 166V167H178ZM183 166V167H182ZM202 166V165H201ZM236 166H238V167H236ZM198 167V168H197ZM204 167V168H205ZM218 167H221V168H218ZM232 167V168H231ZM236 167V168H235ZM242 167H245V169L244 168H242ZM256 167H258V166H256ZM255 167V168H256ZM53 168L55 169V170H53ZM228 168H229V170H228ZM239 168V169H238ZM49 169L51 170L50 172H49ZM187 169V170H186ZM193 169V170H194ZM212 169V171L213 170H215V171H213V173H215L217 170L219 171V175H217L216 173H215V175H217V176H215V175H210L211 173H212V171H210ZM240 169H242V170H240ZM179 170H180V168H179ZM225 170H227V172L225 171ZM236 170V171H235ZM254 170H257V168L256 169H254ZM3 171L5 172V170L3 169ZM209 171H210V173H209ZM222 173H221V172ZM226 173V174H224V172ZM231 171V172H230ZM245 171V172H244ZM249 171V172H248ZM3 172V173H4ZM54 172V173H53ZM192 172V173H191ZM239 173L240 175H243V176H238V174H237V176H236V173ZM246 172H248V173H246ZM256 172V173H255ZM251 173H253V175H254V173H255V175L253 176ZM0 174H1V172H0ZM53 174V175H52ZM55 174V175H54ZM223 174V175H222ZM234 174H235V176H234ZM245 174V175H244ZM49 175V176H48ZM106 175V176H105ZM192 175V176H193ZM229 175V176H228ZM248 175V176H247ZM260 175V174H259ZM47 176V177H46ZM55 176V177H54ZM224 176V177H223ZM250 176V178H247V177H249ZM252 176V177H251ZM257 176H258V174H257ZM261 176H263L262 174L259 176V177H261ZM53 177V179H51ZM105 177H107V179H108V181L110 180V182H107L108 184H105L106 182H105V180L106 179H104L103 180V178H105ZM226 177V178H225ZM231 177V178H230ZM237 177H241V178H245L244 180L247 182V181H249V179H251V178H253L252 180L255 182V181H257V182H253V181H249V186H248V184H246V185H243L244 184V182H242L243 181V179L241 180V178L239 179H237L236 180V178ZM56 178V179H55ZM59 178V179H58ZM102 178V179H101ZM226 179V181L224 182V180L223 179ZM258 178V177H257ZM10 179H15V180H11L9 183L10 184H6L5 182L6 181H8V180H10ZM39 179L37 180V181H39ZM86 181H85V180ZM99 179V180H98ZM248 179V180H247ZM260 179H262V180H264L263 178H260ZM17 180V181H16ZM71 179H66V182L64 183L65 185L64 186H67V187H73L74 186V180H71ZM102 182H101V181ZM221 180H223V181H221ZM231 180V181H230ZM232 180H233V182H234V184H233V182H232ZM239 180H240V182H239ZM55 181V182H54ZM104 181V182H103ZM261 181V180H260ZM45 184H44V183ZM88 182V183H87ZM97 182H98V184H97ZM253 184H252V183ZM14 183V184H13ZM56 183V184H55ZM60 183V184H59ZM101 183L103 184V188H102V185H101ZM223 184V186L225 187V188H223V186H222V184ZM232 183V184H231ZM238 183V184H237ZM248 183V182H247ZM252 185H251V184ZM259 183V184H258ZM16 184V185H15ZM47 184V185H46ZM49 184V185H48ZM66 184H68V185H66ZM87 184H89V185H87ZM94 184H96V185H94ZM100 184V185H99ZM112 184H114L113 186H112ZM232 186H234V187H232ZM263 184V185H262ZM35 185V186H34ZM85 185H87V186H85ZM99 187H98V186ZM106 185V186H105ZM107 185H108V188H107ZM230 187H229V186ZM260 185V186H259ZM3 186H6V188L5 187H3ZM47 186V187H46ZM49 186V187H48ZM55 186V187H54ZM85 188H84V187ZM92 187V188H90V187ZM115 186V187H114ZM222 186V187H221ZM227 186V187H226ZM238 186V187H237ZM255 186V187H254ZM27 187V188H26ZM29 187V188H28ZM58 187H56V188H58ZM106 187V188H105ZM113 187V188H112ZM122 187V188H121ZM124 187H125V189H124ZM221 187V188H220ZM229 187V188H228ZM252 187H253V189H254V191H253V189H252ZM3 188H5V189H3ZM8 188V189H7ZM13 188H15V189H13ZM41 188V189H40ZM84 188V189H83ZM98 188V189H97ZM100 188H101V190H100ZM109 188H111L112 189V191L109 189ZM123 189V190H121V189ZM235 190H234V189ZM243 189L244 191H242V189H241V192H243L242 194L244 195H241L240 193H239V191L237 192L236 190L237 189ZM28 189V190H27ZM108 189V190H107ZM225 189V190H224ZM229 189L231 190V191H229ZM246 189V190H245ZM17 192H16V191ZM48 190V191H47ZM110 190V191H109ZM229 191V192H228ZM235 191V192H234ZM247 191V192H246ZM257 191V192H256ZM5 192V193H4ZM104 192V193H103ZM224 192V193H223ZM247 194H246V193ZM250 192V193H249ZM2 193H4V194H2ZM223 195H222V194ZM227 193V194H226ZM229 193V194H228ZM7 194H9V195H7ZM50 194V193H49ZM219 194V193H218ZM217 194V195H218ZM249 194V195H248ZM35 195H37V196H35ZM113 195V196H112ZM150 195V196H149ZM220 195H218L219 197H220ZM247 195V196H246ZM256 195V196H255ZM11 196V197H10ZM20 196V197H19ZM115 196V197H114ZM233 196V195H232ZM240 196H243L244 198H242V199H240L241 197ZM8 197H10V198H8ZM101 197V198H100ZM250 198V200H251V197H253L254 198V200H251V201H254V202H252L251 203V201H250V203H249V201L247 200V198ZM256 197V198H255ZM263 197L261 198L262 200H264L263 199ZM22 198H24V199H22ZM28 200H27V199ZM142 198V199H141ZM252 198V199H253ZM17 199V200H16ZM26 199V200H25ZM31 199V200H30ZM34 199V200H33ZM39 199V198H38ZM93 199V200H92ZM103 199V200H102ZM144 199L146 200V201H144ZM244 199H246L245 201H243ZM2 200V201H1ZM7 200H9L10 202L11 201H13V202H11V204L13 205L14 203H17L18 205L20 204V202H23V203H25L26 201V204L25 205H22V206H19V208H18V212L19 213H17V214H14V215H10L8 212H7V210H5L6 208V206H7V202H8V204H10V202L9 201H7ZM33 200V201H32ZM106 200H108L107 202H106ZM176 200V201H175ZM178 200V198H174V202H175V204H177L179 201H177ZM255 200H257V201H255ZM7 201V202H6ZM96 201V202H95ZM98 201H99V203H98ZM106 203H105V202ZM247 201H248V203H247ZM30 204H29V203ZM31 202H33V203H31ZM102 202V203H101ZM244 204H242V203ZM245 202V203H244ZM256 202V204L258 205L257 207H256V204L254 205V206H252L254 203ZM87 203V204H88ZM99 205V206H97V204ZM104 203H105V205H104ZM141 203H143L142 205H141ZM6 204V205H5ZM29 204V205H28ZM145 204H147V205H145ZM180 204V205H179ZM246 204H247V207H245L246 206ZM250 204H252L251 206H249ZM263 204V205H262ZM14 205H16V204H14ZM32 205V206H31ZM102 205V206H101ZM103 205L104 206H108V207H103ZM127 205H131V204H127ZM179 205V206H178ZM183 205H185V204H183V202H179L177 205H175L177 208L175 209V207L174 206H172L170 209V212L171 213H173L174 214V212L176 211L177 213H175L174 215H180V213H181V211H180V206H182L181 208H185V213L183 214V210H182V213H181V215L182 216H189V214L192 212V210H191V207L189 206L188 208H189V210H187L186 209V206H183ZM53 206V205H52ZM96 206V207H95ZM103 208H101V207ZM141 206L143 207V208H145V209H143L142 210V208H141ZM145 206V207H144ZM150 206V207H149ZM198 206V205H197ZM140 207V208H139ZM199 207H201V205H199ZM225 207H226V209H225ZM243 207V208H242ZM252 208V210L253 211H251L250 209ZM262 207V208H261ZM4 208V209H3ZM106 208V209H105ZM109 208V209H108ZM172 208H174V209H172ZM245 208H247V209H245ZM255 208V209H254ZM32 209V210H31ZM140 209H141V211H140ZM221 211H220V210ZM245 209V210H244ZM261 209V210H260ZM1 210H3V211H1ZM29 210H31V211H29ZM148 210V211H147ZM150 210V211H149ZM177 210H179V214H178V211ZM230 210V211H229ZM232 210V211H231ZM234 210V211H233ZM236 210L238 211V212H236ZM244 210V211H243ZM249 212H247V211ZM255 210V211H254ZM259 210L261 211V212H259ZM23 211H24V213H23ZM32 211H33V213H32ZM134 211V212H133ZM138 211H140L139 213L140 214H142V212H143V214H144V212H147V213H145L144 215H140L139 213H138ZM187 211H190V213L189 212H187ZM204 211V212H203ZM219 211V212H218ZM228 211V212H227ZM243 211V212H242ZM263 211V212H262ZM23 213V214H21V213ZM100 212H102V213H100ZM129 212H131V213H129ZM169 212V211H168ZM167 212V213H168ZM223 212H225V213H223ZM230 212V213H229ZM232 212V213H231ZM233 212H234V215H233ZM241 213V215H240V213ZM258 212V213H257ZM3 213V214H2ZM9 215H8V214ZM56 213V214H55ZM103 213H104V215H103ZM136 213V214H135ZM187 213H189V214H187ZM206 213H208V214H206ZM209 213H211V216H209ZM216 213L219 215L220 213V215L219 216H217L216 215ZM229 213V214H228ZM252 215H251V214ZM258 215H257V214ZM42 214V215H41ZM100 214H102V216L100 215ZM130 214V215H129ZM212 214H215L214 216H216V218L212 215ZM227 214V215H226ZM235 214H236V216H235ZM240 215V216H238V215ZM243 214H244V216H243ZM25 215V216H24ZM33 215V216H32ZM34 215H35V217L37 218V216H38V218L36 219V218H34ZM133 215V216H132ZM180 215V216H181ZM226 215V216H225ZM232 215V216H231ZM257 215V216H256ZM5 216V217H4ZM10 216H12V217H10ZM15 216V218H13ZM19 216V217H18ZM22 216V217H21ZM32 216V217H31ZM201 216V217H202ZM214 217L215 218V220H216V222H215V220H213L214 218H209V217ZM223 216V221H225V222H227V221H229V220H231V221H229V222H227V223H223V221H220V220H222V218H219L218 219V217H222ZM230 216V217H229ZM31 217V218H30ZM133 217V218H132ZM138 217V218H137ZM199 218V222H203V220L205 221V219L202 217V218ZM240 217V218H239ZM250 219H249V218ZM9 218V219H8ZM23 218V219H22ZM25 218H27V220L25 219ZM208 218H209V222H208ZM226 218V219H225ZM14 221H13V220ZM34 219V220H33ZM93 219V220H94ZM107 219V220H106ZM116 219L118 220V221H116ZM136 219H138V223H139V225L136 227V229L135 228H131V224L133 223V222H135V220ZM194 219V220H195ZM212 219V220H211ZM217 219L219 220V222L217 221ZM248 220V224L246 225V223H247V220ZM258 219H259V221H258ZM32 221L33 222V231L34 232H38V233H40L39 235L40 236H38L37 238H36V240H35V243H36V245L35 246H33V248H31L30 247V245L28 246V244H25V245H23L24 243H23V241H22V238H20V236H19V233H18V230H20V229H24V228H26V224L25 223H27V222H29V221ZM35 220H37V221H35ZM106 220V221H105ZM112 221L111 223H110V221ZM141 220V221H140ZM200 220H202V221H200ZM233 220V221H232ZM251 220V221H250ZM21 221V222H20ZM96 221H97V223H96ZM108 221V222H107ZM119 221H121V223L119 222ZM142 222L141 224H140V222ZM210 221H212V222H210ZM235 221V222H234ZM237 221V222H236ZM242 221V222H241ZM257 221V222H256ZM9 222V223H8ZM24 224H23V223ZM39 222V223H38ZM47 222V223H46ZM94 222H95V224H94ZM118 222V223H117ZM214 222H215V224L217 223L218 224V226H220V224H222L223 225V227H216V225H214ZM220 222H222V223H220ZM234 222V224H235V226H233V223ZM241 223V226L243 225V228H244V230H246L247 228H245L244 226H246V227H249L248 225H251L252 223L251 222H253V227H249L248 229H250L249 230V233L252 235V233H253V228H254V231H256L257 232V229H258V236L257 235H255V234H257V233H253L255 236H251L247 231H248V229L246 230V231H244L243 230V228L241 227H239V223ZM246 222V223H245ZM255 222V223H254ZM41 223H43V224H41ZM46 223V224H45ZM60 223V224H59ZM81 223H82V225H81ZM89 223V224H88ZM93 223V224H92ZM99 223V224H98ZM106 223H108V224H106ZM120 223V224H119ZM204 223V225H206L205 224V222H203ZM236 223H238V225H236ZM245 223V224H244ZM250 223V224H249ZM50 224V225H49ZM84 224V225H83ZM88 224V225H87ZM229 224L231 225V227L229 226ZM49 225V226H48ZM94 225V226H93ZM128 225V226H127ZM133 225V224H132ZM147 224H145V226H146ZM211 225H206V227L208 226V228H209V226H211ZM224 225L226 226V227H228V229L226 228V227H224ZM12 226V228H14V229H12V228H10ZM19 226V227H18ZM21 226H23V227H21ZM34 226H35V228H34ZM53 226V227H52ZM80 226V227H79ZM84 226V228H82ZM87 226V227H86ZM91 226V227H90ZM93 226V227H92ZM98 226V227H97ZM140 226V227H139ZM169 226L172 228V230H174L175 232H174V235H173V233H172V231L169 229ZM256 228H255V227ZM39 227V228H38ZM46 227V228H45ZM50 227V228H49ZM52 227V228H51ZM91 228V231H89L90 230V228ZM147 227V226H146ZM232 228L233 230H229L230 228ZM233 227H235V229L236 228H238V229H236V230H243L244 232H241L240 233V231H236L235 230V232H234V228ZM6 228V229H5ZM8 228H9V230L12 232V230H14L12 233L11 232H9V230H8ZM96 228V229H95ZM129 228V230H127ZM220 228H222V229H220ZM224 228H226V230L224 229ZM263 228V229H262ZM17 229V230H16ZM52 229V230H51ZM54 229V230H53ZM63 229V230H62ZM77 229V230H76ZM144 229V230H143ZM171 231V233L172 234H170V232H168L169 230ZM211 229H213V227L211 226ZM224 229V230H223ZM44 230V231H43ZM86 230V231H85ZM107 230V231H106ZM168 230V231H167ZM261 230V231H260ZM7 233H6V232ZM52 231H55V234H54V232H52ZM63 231H65V233L63 232ZM74 231H75V233H74ZM84 231V232H83ZM166 231H167V233H166ZM226 231H227V233H226ZM17 234H16V233ZM87 232V233H86ZM216 232H219L221 235H223V232H224V236H223V238H221V239H219L218 240V236H215V234H216ZM222 232V233H221ZM230 232V233H229ZM240 234H239V233ZM247 233V235H245L246 233ZM261 232V233H260ZM74 233V234H73ZM77 233V234H76ZM78 233H79V235H78ZM137 233V234H136ZM165 233V234H164ZM229 233V234H228ZM243 233V234H242ZM245 233V234H244ZM4 234H5V236H4ZM14 234V236H12V235ZM168 234H170V235H168ZM238 236H240V237H237V235ZM145 235V236H144ZM164 235H165V237H164ZM212 235V236H211ZM226 235V236H225ZM229 235V236H228ZM4 236V237H3ZM65 236H67V237H65ZM78 236H79V238H78ZM91 236V237H90ZM140 236V237H139ZM169 236V237H168ZM248 236H250V237H248ZM65 237V238H64ZM81 237H82V239H81ZM131 237V238H130ZM226 237H228V238H226ZM14 238V239H13ZM39 238V239H38ZM75 238V239H74ZM142 238H143V240H142ZM155 238H156V236H155ZM165 238V239H164ZM178 238H179V236H178ZM235 238V239H234ZM19 239V240H18ZM37 239H38V241H37ZM66 239H68V240H66ZM77 239V240H76ZM145 239V240H144ZM180 239V238H179ZM230 239V240H229ZM264 239V237L262 238V240ZM1 240H3V241H1ZM76 240V241H75ZM79 240V241H78ZM118 240V241H117ZM163 240V241H162ZM181 240V239H180ZM219 242H218V241ZM244 240H246V241H244ZM69 241V242H68ZM103 241V242H102ZM143 241V242H142ZM190 241H192V240H190ZM190 241H188V243H189V245H191L190 244ZM232 243H231V242ZM248 241V242H247ZM264 241V240H263ZM80 242V243H79ZM102 242V243H101ZM109 242V243H108ZM122 242V243H121ZM124 242H126L125 244H123ZM236 243V246L234 245V243ZM241 243V244H239V243ZM7 243H9V244H7ZM99 243V244H98ZM230 243H231V245H230ZM39 244H41V245H43V241H41V243H39ZM38 244V245H39ZM70 244V245H69ZM101 244V245H100ZM122 245V247H121V245ZM180 244V245H179ZM229 244V245H228ZM244 244V245H243ZM247 244V245H246ZM23 245V246H22ZM27 245V246H26ZM32 245H34V243L32 244ZM109 245V246H108ZM114 245H115V247H114ZM118 247H117V246ZM2 246H3V248H2ZM26 246V247H25ZM99 246V247H98ZM110 246H112V247H110ZM154 246H156V247H154ZM7 247V248H6ZM25 247V248H24ZM120 247V250L118 249ZM153 247H154V249H153ZM235 247H238V248H240V249H238V248H235ZM242 247V248H241ZM6 248V249H5ZM69 248V249H68ZM89 248H90V251H89ZM106 248V249H105ZM121 248H122V250H121ZM227 248V249H226ZM73 249V250H72ZM108 249H111V250H108ZM113 249L114 250H118V251H121V252H124V253H122L121 254V252H117L118 254H116V253H114L113 254ZM233 249H235V250H233ZM237 249V250H236ZM263 249V251L261 252V254L264 252V247L262 248ZM27 252H26V251ZM106 250V251H105ZM108 250V251H107ZM173 250V251H172ZM180 250V251H179ZM230 250H232V251H230ZM239 250V251H238ZM3 251L5 252V253H3ZM23 251V252H22ZM94 251V252H93ZM115 251V252H116ZM136 251V252H135ZM166 251V252H165ZM180 253H179V252ZM29 252V254H27ZM40 252H41V254L44 256V257H42V255L40 254L39 256H37V258H38V262H39V264H52L54 261L52 260V255H50L51 257H49L47 254L45 255V254H43L42 252H45V251H41L40 250ZM83 252V253H82ZM88 254H87V253ZM101 252V253H100ZM103 252V253H102ZM111 252H112V254H111ZM129 252V253H128ZM133 252V253H132ZM187 252V253H186ZM234 252V253H233ZM240 252V253H239ZM31 253V254H30ZM46 253V252H45ZM90 253V254H89ZM92 253V254H91ZM95 253V254H94ZM104 253H106V254H104ZM134 253H135V255H134ZM159 253V254H158ZM175 253H177V254H175ZM179 253V254H178ZM202 253V252H201ZM200 252H199V254H201ZM26 254V255H25ZM73 256H72V255ZM75 254V255H74ZM104 254V255H103ZM124 254V255H123ZM125 254H127V255H125ZM169 254H173V256H174V258L175 259H173L172 257V255H171V257H170V255ZM181 254V255H180ZM237 254V255H236ZM241 254V255H240ZM244 254V255H243ZM25 255V256H24ZM27 255H28V257H27ZM82 255V256H81ZM113 256V257H110V256ZM116 255V256H115ZM155 256V257H152V256ZM160 256V257H158V256ZM169 255V256H168ZM176 255V256H175ZM186 257H185V256ZM201 255H204V253H202ZM201 255H199V257L201 256ZM239 255H240V257H239ZM252 255H253V253H252ZM41 256V257H40ZM45 256H47V257H49V259L46 257L45 258ZM76 256V257H75ZM83 256H84V258H83ZM104 256V257H103ZM105 256H107V257H105ZM117 256H118V258H117ZM124 258H123V257ZM130 256V257H129ZM133 256H134V258H133ZM138 256V257H137ZM148 256H149V258H148ZM162 256V257H161ZM167 256H168V259H167ZM183 256V257H182ZM227 256H230V254L229 255H227ZM89 257V258H88ZM109 257V258H108ZM114 257H116V258H114ZM132 258L131 260H129V258ZM151 257V258H150ZM163 257H165V258H163ZM252 257V256H251ZM254 257V256H253ZM2 258V257H1ZM4 258V257H3ZM96 258V259H95ZM125 258H127V259H125ZM141 258V259H140ZM143 258V259H142ZM150 260H148V259ZM159 258V259H158ZM170 258V259H169ZM177 258V259H176ZM205 258V259H204ZM203 259H200V260H202V261H200L201 262V264H208L211 260H212V257L210 256L209 258H208V256L207 257H204ZM46 259V260H45ZM121 261H120V260ZM134 259V260H133ZM153 259V260H152ZM161 259H163V260H161ZM243 261H242V260ZM40 260V261H39ZM47 260H49V261H47ZM51 260L53 261L52 263H51ZM73 260V261H74ZM101 260L103 261V262H101ZM110 260V261H109ZM126 260H127V262H126ZM133 260V261H132ZM158 260V261H157ZM175 260V261H174ZM207 262H206V261ZM76 261H74L73 262V264H75L76 263ZM108 261V262H107ZM145 261V262H144ZM148 261H149V263H148ZM38 262L37 263H35V264H38ZM77 262V263H78ZM100 262V263H99ZM164 262V263H163ZM171 262V263H170ZM199 262V263H200ZM76 263V264H77ZM53 264H56V263H53Z\"/></svg>","mask_w":264,"mask_h":264}]
</instances>
